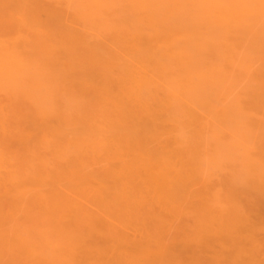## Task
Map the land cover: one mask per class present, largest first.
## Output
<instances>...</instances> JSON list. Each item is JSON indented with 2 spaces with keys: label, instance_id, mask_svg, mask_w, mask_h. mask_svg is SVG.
Segmentation results:
<instances>
[{
  "label": "rangeland",
  "instance_id": "374dc122",
  "mask_svg": "<svg viewBox=\"0 0 264 264\" xmlns=\"http://www.w3.org/2000/svg\"><path fill=\"white\" fill-rule=\"evenodd\" d=\"M24 1L25 2L27 1L28 3L30 2V4H31V3H34V1H36V0H34V1L32 0L33 2H31V0L30 1L24 0ZM37 1H36L37 4H36V2L33 4V6H34L33 10H31L32 4L31 5H29L28 3L25 4V5L28 4L27 7L29 6V8H30V14L33 11L32 15H33L34 11L37 10V8L38 9L44 8L45 7L44 4L48 5L49 3L55 2L57 0H42L43 2L41 1V3L44 7L40 6L41 5L39 3L40 0H37ZM83 1H85L84 4H83ZM86 1H88V2H86ZM101 1H104V0H101ZM149 1H151L152 5H154L156 1H157L156 4H158V2L160 0H149ZM161 1H166V0H161ZM180 1L183 3V9L180 8L179 6H178L179 7L178 9H180V10L182 9L181 13L183 12L182 14L184 16L182 14L181 15L179 14V15L183 16L185 18L184 19L185 21L183 22L185 28H186V26L188 27L189 24L196 22V25L198 26V33H199V35H198V54H195L194 59L192 58L190 60L191 64L193 66L191 64H189L190 68H188L187 70H186V68L188 66H182L181 65L182 66L181 67L179 64L174 63L176 61L172 62L171 61L172 58H166V59L160 60L163 63V67H164V69L161 70L162 72L156 68H153L152 64H146L145 62L142 61V59L144 58L143 54L146 52V46H144V44H143L144 42H142V40H146V38H147V36L145 37V36H143V34L145 33V35H147L148 32L150 33V29L148 28L149 25H147L148 23L146 22V19L149 18V16L150 17L152 16L151 18L156 17L158 19H159V17H166L167 16L168 18H170V17L172 18V17L176 16L177 15L176 13H180V11L174 13L176 10V9L174 10V6H175L174 0H172V1L169 0V2L167 1V3L165 2V4H163L164 7L162 6V4L161 5L158 4L159 6L155 4L154 5L155 7L152 8L153 10H146V12L144 11L145 9L139 8V7H142L139 0L138 1H136V0H106V3L104 2L106 4L104 6V8H106V10L103 7H102L103 10L102 9L98 10L99 8H101L102 5H100V7H98L96 5L98 8L97 7L95 8L94 7L95 5L93 6L94 8H90L93 5L92 0H58V3H56V2L53 3L54 6L53 5L52 6L54 8L52 6H47L49 8L48 10H51L54 14L58 13L60 16V19L56 17L57 19L60 20L58 23L56 19L51 17V14H48L49 17H51V18H48V20L49 19L52 20V21L49 20V24H51V22H52V25H49V26H51L52 28L48 27L47 23H46V25H47L46 28L44 27L45 26L43 24L44 22L42 23L43 25L41 24L43 19H44V21H45V19H47V15L45 16L44 12L43 13L41 12L42 9L40 10L41 13L37 12L39 10L35 11L38 13L36 16V19H38L39 21L41 19L42 20L40 23L37 21L39 23V25H38V23L35 24L33 22L35 25H37V27L33 26L34 24H32V25L29 24V25H30L31 29L34 27L33 31L35 30V27H36L37 31L41 34L40 35V34H38L37 31H36L37 33L34 31L38 35L37 39L35 38L37 36L36 34L33 35L34 33L33 34H32V32L30 33V31H29L30 28L28 30H26V28H25L27 26L30 18L25 17L27 15H22L25 17V19H28V21H26V25L24 24L25 27L23 25L24 29L27 31L25 33L27 35L30 34L28 36H30V37L33 36V38H35V39H33L31 37L33 39V40L32 39L31 40L34 41L35 43L33 42V46H30L31 48L28 49L29 50L28 53L33 50L32 48H34V51H32V52H35L36 49L34 46H35V44H39V43H37L38 42L37 40H39L38 38H43L45 40L43 42L48 43L49 46H51V45L53 46V42H54L53 48L48 47V49H47V47H46V49H44V50L51 51V50H49V48H51L52 50L55 49V51H52V53H50V54L47 51L49 56L46 53L42 54V52L40 51V49H41L40 45L42 43H40V45L36 47L37 48L36 52L40 51L42 54V57L40 58L41 54H39V53H38L39 55L36 53H32V56H33V54H35L33 57H36V55L39 57L38 59L36 57V59L38 62L41 60L40 65L44 64L43 63L44 60H47V61H45V63L49 62L48 66L46 64L39 66V64H37L38 62L35 61L36 64L38 65V66H36L35 62L31 61L33 59L28 61L29 58H27V56L30 58L32 57V56H29V54H30L29 53L28 55H26V58L28 59V60L27 59L26 60H27V64H28V62H31V64L29 63L30 66L29 65L26 66L27 64H22V67H23V65L26 66L23 68L24 70L22 69L23 70L22 71V70L17 69L20 66L16 63V61H14L16 63V65H14V66H17V68H16L17 70L15 69V71L13 73H16V74L11 75L9 71L5 72V69L3 70L2 75L0 74L1 76H3V77H1V76L0 77L4 79L3 83L1 82L2 79L0 81L1 82V84H0V116H1L0 120L3 117L5 119L4 121L8 120L10 122V125H11V127H9L10 125L9 126L6 125L7 126V128H6L5 123L4 122L2 123V121L0 122V124L2 123L1 124L2 126L0 125V131L2 130L1 127H3L5 129L6 135L8 136V138H10L8 140L6 135L3 134V135H5V136H3L2 132H1L0 144L2 141V143L8 145V146H6V145L4 146L2 144L5 147V149H7L5 153H7L8 155H9L8 150L10 149V147L12 149V150L10 149L11 155L8 156V159L5 158L6 161L8 160L5 167L3 168L0 165V167H2V169H1L2 172H0V212H1L0 213V219H1L0 220V223H1L0 235L2 238L3 237H5V238L9 237L5 240L3 239V241L5 243H3V241L1 242V237H0V252H2V254L0 253V264H71V263L72 264H75V263L76 264H93V263L94 264H123V263L124 264L125 263L126 264H129V263L132 264L133 263L134 264L137 262L134 258H136L135 255H138V252L135 251L136 247H135V245L133 246V244L135 243L137 246V243L139 242L141 245H143V243L147 244L146 242L151 243L150 240L154 243L156 241V239L159 237L155 238L158 234H153V233L160 232V231H158L159 228L162 229L163 228L162 226L163 225L165 226V223H167V226H166V228L162 229L163 231H161V233L163 235V236L161 235L162 241H159V239H158V241H159L158 243L163 242V237H164V240H166V241H164V244H166L165 245L166 247L168 246V248H167L168 250L165 248L167 253H165L166 256L164 254H163V256H165V258H166L167 255L170 254L173 257V260L168 259L167 261H164V264L165 263L175 264L177 262L178 263L180 262L181 264H195V263L212 264L214 261H216L215 259L217 258V256L215 258L214 255H218L217 253H219L220 251H223L224 253H228V254L230 253L229 255L235 253V251L232 249L230 244L224 246L223 244L218 243L219 246L218 245L214 246V244H215L214 243L212 247H215V248H213V249H212V247L206 248L205 246L202 248L203 245L201 246V248H199V245H197V243H199V242L195 241V240H198L200 237H201L200 239L204 238L203 235H202L203 236V238H202V236H199L198 234L197 235L199 238L198 239L195 238L196 234L194 232H196V233L199 232V234H200V230H204V228L199 229V227H201L203 224L202 222H204V223L207 222V219H209L211 217L210 215H209L210 217L207 216V214L210 212H208V213L205 212V211H209V209L208 210L205 209V211H204V207H202V206H204V205L206 207L209 206L214 211L216 210V213L214 212V214H216V215H225V213H224L225 211H223L222 209L220 210V212L223 211V214H221L222 212L220 213L217 210L218 208L219 209L221 208V205L217 207L218 203L217 204L215 203L216 206L215 205L210 206L211 203L214 204L213 201H211V199H214L216 196H218L219 192L222 193L223 196L225 195V198H226L227 194L229 195V198L233 196L234 198H232V199H234V200H231V201L229 199L228 200L230 201V203L235 201V202H233V204L234 203H237V204L240 203V205H238L239 208L242 205L241 204V201H242L243 206L246 207L247 211L245 210L244 207H241L240 211H242L241 209L243 208L245 210L244 211L245 213L251 214V216H249V217H251L250 222L252 224L251 223H249V224L253 225L252 226L253 228L250 227L248 224V226H247L248 230L245 229V231L247 233H249V235H250L249 238L252 237L251 239L256 240V243H255L256 245L251 246L252 247L251 249H253V248L258 249V250L256 249L257 251L254 250L257 253V257L256 256L254 257V259L256 258L255 260H258V262L256 261V264H264V226L261 225L260 224L261 221H259L260 218H262L261 220L264 219V207H263L264 206V202H263L264 197L262 198V197H260L261 194H260V196L258 194V192H259L258 188L260 186L262 188L264 187V186H262V185H264V182H263L264 181V179H263V177H264V169H263L264 168V0H180ZM0 2H1V0H0ZM3 2L5 3V0H3ZM3 2H1V3H3ZM8 2L10 3V1H8ZM38 3H39V5H38ZM88 3L92 4V5H90V7H89ZM175 3H179V2H175ZM6 4L8 5V3H6ZM35 4L38 6L37 8H36ZM170 4H172L173 7H171ZM0 6H1V4H0ZM2 6H3V4H2ZM10 6H11V4H10ZM14 6L9 7L10 9L4 7L6 9V10L2 9V10H5L4 11L5 13L2 11L4 14L0 11V23L1 24L3 23L2 25L5 24L3 27L6 28L5 31L7 33L10 31V28H11L12 32H14L15 30L21 31V29L23 28V27H21L22 25H20L19 23L15 24V22H12V23L10 22L9 15H10V17H13V15L18 11V10H15L14 11L15 13L14 14L12 13L13 12L12 8ZM86 6H87V8H86ZM137 6H139V7H137ZM161 6H162V9H160ZM244 6L246 8L248 7L247 9H249L252 12V14L249 15L248 13H250V12L246 13V8H244ZM25 7H24V10H26ZM88 7L91 10L92 9H96V10H94L92 12L90 9L87 10ZM46 8H44V9H46ZM7 9H9V11L10 10L11 11L8 12ZM15 9H17V7ZM22 9L23 8L20 5V10L22 11V12L20 11L21 13H23ZM27 10L29 13V9H27ZM48 10L46 9L45 12H47ZM154 10H157V12ZM163 10H165V11H163ZM172 10L174 12H172ZM225 11H226V13L229 11L232 14V15H229L228 20L227 19L223 20V18H222L224 16L223 12L225 13ZM151 12H154V13H151ZM166 12H168L169 14ZM8 13H9V15H8ZM10 13H12V14H10ZM21 13L18 12L17 13L18 15L15 14L16 17L14 15L13 19H14V21L16 19L17 22L19 21L20 23L23 24V23H25L24 22L25 19H23L22 16L20 17ZM24 13H25V11H24ZM28 13L26 12V14H28ZM58 14H57V16H58ZM163 14H165L166 16H164ZM240 14H241V16H240ZM2 15L5 16L4 18H6V17L9 18V21L6 20L7 18L6 19L3 18L4 19L3 21L6 22V23H4L2 21V17H1ZM34 16L35 15H33L31 20H33ZM99 16H100V18L103 17V19H100L101 21L97 20L99 18ZM141 17H144L145 19L144 18L141 19ZM133 18H134V21H133ZM139 18H140V20H139ZM127 19L129 22L133 21L132 23H135V24H129ZM31 20L29 21V23L32 22ZM54 20H56V21H54ZM192 20H194V21H192ZM11 21H12V18H11ZM98 21H99V23H98ZM190 21H192V22H190ZM7 22H9V23H7ZM186 22H187V24H185ZM188 22H190V23L188 24ZM63 24H64V26H63ZM128 24L130 26L132 25L131 26L132 28L129 26L130 27V29H129ZM19 25H20L21 29H17L18 28L17 26H19ZM97 25L100 26L101 28L100 27L98 28ZM133 25L134 26L136 25V26L134 27ZM5 26H7V27H5ZM31 26H33V27H31ZM3 27L1 26L0 29H3ZM38 27H39V30H38ZM40 27H42V30ZM12 28H14V29H12ZM44 28L46 30L48 29L47 31H52V30H54V31L47 32L46 30H43ZM182 28H184V27H182ZM132 29H133V31H132ZM11 31L9 32V34H7L5 32V34H3L4 36L3 37L1 36L3 39V40H1V43L4 41L6 34H7V37L10 38V40L14 39V38H12V35L13 34L15 35L16 31H15V33H12ZM59 31H60V33H59ZM63 31L66 32V34L64 33V38L69 36V38H67V41H68V39L72 40L75 38L74 40H72L73 42L72 41L70 42V40H69V42H67L65 40L67 43L64 42V46L61 45L63 43L61 41L63 39V37L61 38V40H59L60 38L58 39V37L61 36ZM141 31H142V33H140ZM3 32H4V29H3ZM21 32H19V33H21ZM45 32H46V34H48V33L52 34L53 33V35H56L54 37L52 35V38L54 40H51L52 39L51 35H46ZM0 33H2L1 30H0ZM25 33L22 32L21 34H25ZM43 33H44L45 37L42 35ZM54 33H56V34H54ZM26 34L24 36H27ZM17 35H19V34H17ZM20 35H19V37H20ZM133 35H135V36H133ZM138 35H141V37ZM21 36L22 37H20L19 40L22 42V40H25V39H23L24 38L23 35H21ZM48 36H49V38H48ZM13 37H16V36H13ZM82 37L84 39V42L82 40ZM136 37H138L137 40H136ZM142 37H143V39H142ZM17 38L18 37H16L14 39L15 40L14 43L17 42V44L18 43L20 44V41L19 42L16 41ZM28 39H30V38H28ZM47 39H48V42L46 41ZM77 39H79V40H77ZM120 39H121V41H120ZM6 40H7L6 41L7 43L5 45L8 44L9 48H11L10 46H14V50H16V51L18 49L17 47H19V51L22 52V49L20 50V47L24 43V41H23V43L20 44V46H17L16 47L17 49H16L15 48V46L17 45L16 43H15L16 45H13V44L10 45L8 43L9 39H6ZM26 41H27V39H26ZM139 41L143 45L140 44ZM29 42H30V40H29ZM49 42H52V43H49ZM125 42L130 44V46ZM12 43H13V41H12ZM74 43H76V44H74ZM81 43H83V44H81ZM2 44H4V43H2ZM87 44H89V45H87ZM98 44H100L101 46ZM27 45H28V43H27ZM29 45H30V43H29ZM74 45H75V47L77 45V47L76 48L73 47ZM23 46H24V44L22 45V47ZM41 46L43 49L44 45H41ZM3 47H2V49H3ZM66 47H68L69 49H67ZM87 47H89L88 50H87ZM90 47H91V50L95 49L96 51L95 52L91 51ZM102 47H103V50L101 49ZM44 48H45V46H44ZM72 49L74 52L79 50L78 51L79 53L76 52V54L74 53L73 56L77 55V53L79 55H81V53H82V55L84 54L87 57L91 56L92 58L90 57V59L88 58V60H87V59H85L86 56L85 57L83 56L84 59L86 60V62L83 61L84 59L80 60L79 58L82 59L83 57H81V56L78 57V55L76 56V59H78V60L72 59L71 57L68 59V57L65 56V54H66V52H68L69 50H72ZM84 49H86L88 52L86 50L84 51ZM80 50H82V52ZM24 51L26 52L27 50H24ZM5 52L6 51H4V53ZM98 52H99V54H98ZM53 53H54L55 58L53 56H51V55H53ZM2 54H1V56H2ZM45 54L47 55V57H44ZM59 54L60 55L63 54V56H64L63 59L60 58L61 61H58V59H59L58 55ZM141 54L143 56H141ZM66 55H68V54H66ZM102 55H103V57H102ZM139 55H140V58H138ZM21 57L23 58V56H21ZM51 57L54 59L52 60ZM104 57H106V60ZM115 57H116V59H115ZM4 59H5V57H4ZM23 59H25V56ZM42 59H43V61H42ZM67 59L69 62L67 61ZM48 60H52V61H48ZM64 61L69 63L68 66L70 69L67 68L68 66H66V63H64ZM72 61H73V63H76L75 61H77L76 64H73L75 66L77 65L76 66L77 68H75V71L79 69L82 74L80 73V71H79V73H80L79 75H78V73H74L75 71L71 68L73 65H71V63H70ZM82 61H83V63H86V66H82ZM88 61L90 64L88 63ZM103 61H106V62L104 63ZM51 62L53 64H55L57 62L55 64L57 69L55 67H53L54 65L52 66ZM60 62H61V65H58ZM112 62H115L116 64L112 63ZM2 63H3V61L1 62V64ZM109 63L112 65H110ZM4 65H5V68H7L8 70L11 69V68H8L6 66V64H4ZM4 65H1V66H4ZM8 66L10 67V65H8ZM49 66H52L51 67V69H52L51 74H53V76L51 75L52 80H51V77H48L49 76L48 72H49V70H51V69H49ZM65 66L67 68L66 70L69 69L68 71L71 72V73H69V77L71 76L70 78L64 74V73H66L65 72ZM101 66H103V67H101ZM165 66H166V68H165ZM177 66L179 67V70H178ZM46 67L49 70H48V72L44 73L45 71H47L46 69H44ZM91 67L93 68V70L94 69L97 70L98 68H99V70L100 69L103 70V68H104L105 72L103 70L102 74L98 73V75H96V73L94 71V73L96 75L95 78L93 76H91V73H90L89 76L93 77L92 78L93 80L89 79L90 77L85 78L86 74H89V72H93ZM192 67H193V69H192ZM37 68H38V70H37ZM54 68L56 70H58V72L60 70L61 71L64 70V71H62V73L64 72L63 75L61 72H59L61 75L59 77V75H58L59 73L57 71L54 72L55 71ZM83 68L85 69V71L87 68L89 70V72H87L88 70L86 72H83V70H84ZM114 68H115V70H114ZM182 68H184L183 71L181 70ZM53 69H54V71H53ZM144 69L147 71H145ZM136 70L137 71L139 70L138 74L139 73L140 74L142 73L143 75L147 74V76L146 75L143 76L142 74L141 75L143 77H145L146 79L147 78L149 79L148 80L149 82L146 83L149 87L145 84V85H143V88L142 87H140L141 89L138 88L140 90V93H139V90L135 91V92L140 94L139 98H144V99L139 100V101H141L142 107L143 108L146 107V109H147L150 106V108L152 109L153 112H150L151 114L150 113L146 114V109H145V112L140 111V109H142V107L139 108V106L141 104L138 106V103H140V102L138 101L136 103L137 100H135V99L132 100V101H134V102H132V104L134 103V108L136 106V108L138 109V110L135 109L138 114L136 113L133 121H135L136 124L138 123V126H139V124L141 125L143 123V121H145L143 123V125H141L139 127L136 126L133 131H136L134 133H138V132L139 133L141 132V133L140 134L138 133L137 136H136V134H134L132 132L128 133V131L127 132H124V131L119 132L121 130H116L118 132L113 130L114 133H112V130L110 128L113 127V125L115 127H117V126H122L123 123L122 122L119 123L121 121L120 118H122V117H119V118L117 117L118 114H117V111H115L116 110L115 105H117V104H113V102L115 100L108 99V98H110V97H108V95L110 96L113 93H116L115 95H117L119 93V96H120V98H122V100L124 99L125 101L126 100L128 101V98H126L125 94L122 95V92L120 93V91H118L121 89V87L119 86L120 85L119 83L122 82L121 85L125 84L126 86L127 85L129 86V84L131 85L132 82H130V81H132V79L135 76L136 77L139 76V75H136L137 74ZM184 70H186V71H184ZM188 70H190V71L194 70L195 72L193 71V73H194L193 74L192 72L190 73V71L188 72ZM10 71H12V70H10ZM132 71H134L136 73L134 74V72H132ZM155 71H157V73ZM180 72L181 73L185 72V74L180 75ZM7 73H9V76L11 75L10 77H12L13 75H18V74H22V75H20V77H15L16 79L15 80L13 79L14 81L13 80L10 81V77H7ZM56 73H58L57 74L58 76L56 75ZM83 73H85V74H83ZM44 74H46V75H44ZM54 74H55V76H57V78L54 76ZM104 74H107V76L109 75L108 77L109 78L111 77L112 79H110V81H108L109 78L107 80V79H103V77H99V75L104 76ZM128 76H129V78L130 77L131 78L129 79ZM37 77L41 78V79L38 80ZM175 77H176V80H175ZM13 78H14V76H13ZM62 79H64V80H62ZM69 79H71V80H69ZM84 79L85 80L87 79L85 81V84H84ZM102 79L107 80L108 82L101 81ZM58 80H59V82H58ZM72 80L74 81L73 85H72V83L69 84V82H71ZM178 80H182L183 82L178 81ZM185 80L187 82H189V81L190 82L187 83ZM51 81H52V83H51ZM66 81H69V82L66 83ZM93 81H95V82H93ZM184 81L186 82L185 85H184ZM191 81H193V83ZM42 82H43V84H41ZM109 82H110V84H108ZM111 82H114L112 85V87L114 86L113 88L110 87V85L112 84ZM177 82H178V84L175 85V83H177ZM45 83H48V84H45ZM54 83H56V86ZM57 83L60 86L62 84L63 85L65 84L64 87H66V84H69V85L67 86V88L64 89L63 86L61 88ZM86 83L90 84V86L88 84H87L88 87L84 86V85H86ZM179 83H180L181 87H180ZM181 83H183V84H181ZM98 84H100L103 87L100 86L101 88L100 87L97 88L99 86ZM190 84H192L193 86ZM70 85H72V86H70ZM177 85H179V87ZM32 86H33V88H32ZM57 86H59V87H57ZM76 86H78V87L76 88ZM153 86H154V88H153ZM172 86L174 87V89ZM175 86H177V87H175ZM185 86L188 87L189 90ZM194 86H195V88H194ZM68 87L69 88L70 87L75 88L74 90H75V92L77 90V92H76L77 94L74 93V90L72 93V89L70 88L71 90H69ZM124 87L125 86H122V88H123V89H121L122 91H125L127 89V87H126L124 90ZM133 87L136 88L134 85H133ZM183 87H185V88H183ZM190 87L192 90L190 89ZM59 88H60V90H59ZM91 88H92V90H91ZM144 88H146V89L144 90ZM99 89H100V91H99ZM49 90H51V91H49ZM61 90L65 91V92H63ZM105 90L108 94L105 92ZM78 91H79V93H78ZM111 91H113V93H111ZM154 91H155V93H154ZM179 91H182V92H179ZM97 92H99L98 97H97ZM100 93L103 94L104 96H101ZM87 94H89V95H87ZM174 95L176 97L173 98ZM35 96L37 98H35ZM67 96L70 98H68ZM81 96L84 97V98H82L83 99L82 102H81V98H80ZM105 96H107V97H105ZM168 96H169V98H168ZM95 97H97V98H95ZM86 98H87V100H85ZM120 98H119V100H120ZM150 99H153V100H150ZM169 99H171V100H169ZM84 100L87 102L89 101L88 102L89 104L87 102H85ZM90 100H92V101H90ZM97 100H98V102H97ZM124 100L122 102H125ZM172 100H173V102H172ZM93 101H95L94 104H96V106L93 104ZM168 101L170 102V104ZM41 102H44V103H41ZM80 102L82 104L85 103V105L83 104V107H82V104ZM39 103H41V104H39ZM49 104H51V105H49ZM135 104H137V105H135ZM80 105H81V107L79 109ZM88 105H91V106L89 107ZM97 105H99L98 109H96ZM159 105L162 108H160ZM2 106H4V107H2ZM94 106H95V108H94ZM40 107H41V109H40ZM150 108L147 110H150ZM37 109H39V110L37 111ZM42 109H43V111H42ZM47 109H49V110H47ZM90 109H91V111H90ZM164 109L166 111L163 112ZM171 109H172V112L176 114V116L171 112ZM98 110L100 113L98 112ZM106 110H107V113H105ZM102 111H103V113H102ZM44 112H46V113H44ZM49 112H51V113H49ZM97 112H98V114H97ZM64 113H65V115H63ZM76 113L79 114L77 118H75L77 116ZM152 113H154L155 116ZM45 114H48V115L45 116ZM51 114H52V116H54L53 117L54 119L52 118ZM19 115L20 116L22 115V117H24L25 119L26 118L28 120L30 119L29 122H31L33 120V118L40 119V116L42 117L44 115L43 119L41 118L40 120L43 121L45 117L47 118V120H45V123H47V125L44 123L45 128L47 129V126L49 124V128H52V130L54 129L55 132L54 131L52 132V130L49 131L47 129V133H46L45 132L46 129L41 127V125H43V123L41 122L42 124L40 123V126H37L35 124L36 128L41 127L40 133H39L38 128L36 131L38 133H35L34 129H36V128H34V126H33L34 124L30 123V125L31 124L32 125L31 126L28 125L25 128V126L27 124L25 122V125H24L23 121L20 120V119L24 120V118L18 117ZM152 115L154 117H156V116H158V117L157 118L149 117ZM63 116H64V118H61ZM89 116H90V118H89ZM94 116H96L97 118ZM92 117L94 118V120ZM138 117H142V118H140L139 120H136V119H138ZM159 117L163 118V120H161L163 122V124L161 123V121L160 122L158 121V119H160ZM168 117H169V120L167 119ZM117 118H118V121L120 119L119 122L116 120ZM36 119H35V121H36ZM49 119H51V120H49ZM75 119H76V121H75ZM78 120H80V121H78ZM105 120H106V122H105ZM110 120H111V123L109 122ZM151 120H155L158 123V127H159L158 130L159 129H161V130L160 131L157 130V131L160 132L161 135L156 131H155L156 133H154V134H152L153 133L152 132V133H149L151 135H145L146 131L144 132V130H143L144 124L146 123V121H150V123H151ZM164 120H166V121H164ZM12 121H13V123H12ZM74 121H75V123L82 124V125H83V123H85L87 125L88 124H94L93 126L97 125V124L93 123L96 121L104 129L101 128L99 125H98L99 126L98 129H96L97 128L96 126L93 128L91 126L90 131L92 130V133L91 132H89V133H91V135H95V137H96L95 140L93 139V136L89 135L88 131H86L88 133V136H91L92 138L91 137L87 138L86 137L87 133L85 132L86 134L85 133L82 134L83 132L80 130H78L79 132L77 130L76 131H77V133H81V134L75 135L76 133L71 132V130L73 128L77 129L79 127H77L78 124H75ZM137 121H141V122L139 123ZM32 122H34V121H32ZM63 122H65L66 124L68 122V124H70L68 129H69V132H71V133H69L67 131V134H66V129L63 128L64 130L63 129L61 130L63 132V137H57L58 134L60 136L62 135V132L59 133V129L61 128V126L63 127L62 124L65 125V123H63ZM103 122H105V123H103ZM113 122L114 123L118 122V123L116 125V124H113ZM174 122H176V124ZM34 123H36V122H34ZM37 123H38V121H37ZM60 123H61V125H60ZM58 125H60V126H58ZM82 125H80V126L82 127ZM106 125H108V126H106ZM22 126H24V127H22ZM27 129H28V131H27ZM31 129L33 130V133L32 132L30 133V131H32ZM95 129L99 133L98 132L95 133L94 132ZM113 129H117V128H113ZM6 130H7V132H6ZM99 130L104 132L107 135V137H105L104 134H102V135L105 138L101 137V136L98 137L99 136L98 134L102 133V132L100 133ZM2 131L4 132V130H2ZM16 131H18V133H14ZM109 131L111 133H109ZM162 131H165V132H163V134H162ZM43 132H45L47 135L44 133V135H46V136H44ZM64 132H65V134H64ZM93 132H94V134H93ZM142 132H144V133L142 134ZM22 133L26 134V135H24L25 137L23 136ZM126 133H128V134L126 135ZM10 134H11V136H10ZM72 134H73V136H71ZM27 135L29 136V138ZM30 135L33 136L32 140L30 139V137H31ZM64 135H65V137H64ZM122 135L123 136L125 135V136L123 137ZM131 135L132 136L135 135L136 137L130 138ZM138 135H141V136L139 137ZM143 135H145V136H143ZM34 136H35V138H34ZM49 136H53V137H49ZM55 136L57 137V139L54 138ZM82 136H85V138H83L84 140H81L82 138H80V137H82ZM146 136H149V137H146ZM151 136H153L152 137L153 140L150 139ZM155 136L156 137L158 136L157 140L155 139L158 142L154 141ZM4 137H6L7 139L5 138L6 139L5 140ZM15 137H18L19 139L17 138V141H16ZM42 137L44 138V140H46L45 139L46 137H47V139L49 137L52 139L51 140L52 142L48 141L51 143H47V145H46V143H45L46 141L45 142L43 141L45 144L44 143H42V144L46 145L45 147H42L41 144L37 145V143L41 142V140H39V139H42ZM119 137H121V138H119ZM144 137L147 138V140ZM160 137H162V138L160 139ZM23 138H25V139L28 138V139H26L24 141ZM59 138L63 139V140H60L62 142H60L58 140ZM74 138L76 139V142L74 140L72 141V139H74ZM78 138H80L81 143H82V141H83V143H85L86 142L85 139H87L89 141V142H86L87 146L85 148L81 149V147H80L81 143H80V141L78 142V140H79ZM99 138H101V139H99ZM37 139L39 142L37 141ZM91 139H93V140H91ZM64 140H66V141L70 140L71 143H68L65 141V144L68 145L67 147H65L66 145L63 142ZM102 140H105V142L106 141L107 142L101 143ZM145 140L150 142V143H147V145H150V146H147V150L148 149L150 150V148H152L151 150L153 151V149L155 148V150L157 149V152H159L158 150H160V153L165 152V154L167 153V155L168 154L170 155L172 153V155H171V157H173L172 160L176 161V163H179L178 162L179 157H181L179 159L180 162L183 159L181 162L183 164L179 163V168L175 167V169H173V172H174V170L177 172L178 169H181V167H182L184 170H187V171L185 172L183 169L179 170V173L183 174L181 176L182 177L187 176L186 178H188V177L190 178V180L183 178L182 182L184 184L187 182L188 183L192 182V184L195 185L194 187H192V184L190 183L191 185L189 184L188 186H191L192 188L189 187L187 189L188 194H187L186 190L183 192V194H184L183 196H189V198L183 197L184 199L182 198L180 200V202L182 204H179L178 206L184 204L183 207H181V206L178 207L177 203L176 204L172 203L171 205L169 203L168 205L170 207H172V205H173V207H172L173 209H171L169 207L170 208V212H169V209H167L166 205L163 204L164 205L163 206L161 202H159L158 200H155L156 199L154 196L155 194L154 195L152 194V196H148L150 198H148L147 196H146L147 198L145 196H143L141 198V200H140V198H137L135 195H134L135 197H132L133 195L131 196V194H134L135 189L137 188V185L140 183L141 180H139L138 184L135 185V187H136V188L134 187L135 189L130 187L129 189H131V191L129 189H128V191H125V192L123 191L124 189H122V186L120 185L121 183H120L119 179L121 176H124L123 173L126 172V174H128L127 171H125V169H123L124 165L130 164L139 153L143 152L140 149H144L143 145H144V143H146ZM56 141H57V143H56ZM58 141H59V143H58ZM93 141H95V142L98 141V143H96V145H98V144H100V145H98V147H97ZM15 142H18V143H15ZM113 142L115 145L113 144ZM176 142H179V144H176ZM10 143H12V145ZM69 144H71V145H69ZM91 144H94V145L92 146ZM103 144H105L104 147H103ZM141 144H142V146L139 147V145H141ZM88 145H90L89 146L90 149L88 148ZM3 146H1V149L3 148ZM12 146L14 148H12ZM33 146H35L37 149ZM49 147H51V148H49ZM135 147H139V148H135ZM164 147H166V148H164ZM31 148L32 149L35 148V149L32 150ZM1 149H0V151H1ZM61 149H64V150H61ZM110 149H111V151H110ZM166 149H168V151H171V152L168 153V151ZM181 149L184 150L183 151L184 153L181 151ZM2 150L5 151L4 148ZM105 150H107V151L105 152ZM116 150H118V151L116 152ZM29 151H31V152H29ZM108 151H110V152L108 153ZM121 151L123 153H121ZM179 151H180L179 154L182 153V155H179L176 153ZM187 151H188V154H187ZM56 152H57V154H56ZM80 152H81V154H80ZM118 152H120V153H118ZM189 152H190V154H189ZM13 153L17 156L14 155L12 158ZM71 153L72 154L74 153V154L72 155ZM85 153H87V155H85ZM136 153H137V155H136ZM185 153L188 156L184 155ZM89 154H90V156H89ZM118 154H119V156H118ZM82 156H84V157L82 158ZM92 156H94V157H92ZM35 157L37 158V161H32V160H36ZM87 157H89V159L85 160V158H87ZM185 157H187V158L185 159ZM188 157H189L188 163L190 165L193 163L194 165H197V166H194L192 164L191 168H190V166L187 163ZM10 160H11V162H9ZM191 160H193L194 162H196V160H197V162L194 163V162H191ZM60 163H62V164H60ZM12 165L13 166L15 165L16 168H11ZM63 165L65 166V168H68V170H70V171H68V170L66 171ZM27 166H28V168H27ZM176 166H178V164H176ZM183 166H185V168ZM186 166H189V167H186ZM247 166H249V167H247ZM24 167H25V170L22 169ZM57 167L59 169H57ZM121 167H123V168H121ZM196 167H198L199 170H196ZM121 169L123 170V173H121L122 172ZM192 169H195L193 173H192V171H193ZM182 170L184 173L182 172ZM251 170H253V171H251ZM11 171H15L18 174V175L17 174H15V175H16V177L17 176L18 177L13 178V176H15V175L13 173H11ZM56 171H57V173H56ZM254 171H256V172L254 173ZM54 172H55V174H54ZM62 172H65V173L61 174ZM188 172H190L192 175L189 174ZM11 174H13V175H11ZM46 174H47V176H45ZM88 174H89V176H88ZM186 174H189L191 176L186 175ZM256 174H258V175H256ZM54 175H57V176L54 177ZM25 176L27 177V179L30 180L29 181L30 183L33 182V180L35 178L37 179L38 177H40L37 180L35 179V181H37V182L42 181V183L40 185L41 186L44 185V186L39 187V185H38L39 182H38V184H36L37 182L36 183L33 182L34 185L36 184V185H38V187H32V183H31V185H29V182H27L28 180L26 179ZM59 176L60 177L62 176L61 178L63 180H60L61 178ZM108 176L110 179L112 178L113 181L108 179ZM193 176H194L195 180L193 179ZM197 176L200 178H196ZM45 177H46V179H45ZM257 177L259 180H257ZM90 178L93 182L90 180ZM116 178H118V180ZM25 179L27 182L26 184L24 182ZM40 179H42V180H40ZM200 179H202L204 183L201 182ZM261 179H263V180H261ZM86 180H87V184H86ZM102 180H104V181H102ZM249 180H251L252 182H257V181L259 182V183H255V185L256 184L260 185L261 183H262V185L258 186V188H257L254 185V183L250 184L249 182H251V181H249ZM118 181H119V183H118ZM11 182H13L12 184H14V185L19 183L18 187L16 186L18 189H20V184L24 185L26 187L25 189H27L26 193L28 195H26L25 190H19V192H14L16 189V187L14 188V185H13V189L8 190V188H10V187L12 188V186H10ZM14 182H16V184ZM90 182L93 184L90 185ZM45 183H46V186H45ZM116 183H118V184H116ZM197 183L200 184V186H198ZM204 184H205V186H204ZM93 185H94V187H93ZM117 185H119V186H117ZM249 185H251V187L253 185L254 188L255 187L257 188V190H258L257 194L259 197L257 196V198H256V194L254 195V193H256L255 192L256 189L254 190L253 187H252V189L254 190V192L252 189L251 190H252L254 196L253 197L249 196V193L251 192V190H250L251 187ZM8 186H10V187H8ZM24 186H22V187H24ZM89 186H92V187L88 188ZM105 186L107 187L106 189H105ZM108 186H109V189H108ZM116 186H117V190L115 189ZM31 187L33 189H29ZM186 187L187 186H185V188ZM198 187H201V190ZM97 188H99V191ZM205 188H207V190H205ZM262 188H260V190H262ZM28 189L30 192H28ZM198 189L200 190L201 194H203V197H202L203 199H201V197H200L201 195L200 196L197 195L198 192H196V191H198ZM12 190H14V191H12ZM189 190H191V191L189 192ZM246 190H249L250 192L246 191ZM20 191H23L25 193L28 200H26L27 198L25 197V195H21L22 199H20V193H21ZM23 192H22V194H24ZM123 192H124V194L126 192H128V194H126V196H128V195L130 196V197H128L129 198L128 201L121 199L120 196H122ZM129 192L130 193L133 192V193L130 194ZM200 192H199V194H200ZM230 192L231 193L233 192V193L229 194ZM208 193L211 194V199L209 198L210 194H208ZM213 193H214L215 197H214ZM235 193L237 194V196H235L236 195ZM262 193H263V191H262ZM250 194L252 195V193H250ZM118 195H119L120 199H119ZM148 195H151V193ZM22 196H24L25 198L23 199ZM45 196H46V198L44 199ZM223 196L222 197L220 196V198H223ZM262 196H264V195H262ZM37 197H38V199H37ZM41 197H43V198H41ZM99 197H100V199H99ZM109 197L111 198V200ZM144 197H145V199H144ZM135 198L140 200V202L138 200H135ZM258 198H262V199H260L262 201L259 202ZM142 199H144V200H142ZM150 199H153V200L150 201ZM256 199H258V200H256ZM20 200H22V201L25 200V201H24V203H22V201L19 203ZM45 200H46V202L42 203V201H45ZM50 200H53V201H50ZM99 200H100V202L103 201L102 205H100L101 203L99 202ZM109 200H110V202H109ZM148 200L150 201V203L148 202ZM202 200H204V202ZM236 200H240V201H236ZM117 201L118 202L120 201V203L122 202V204H119ZM199 201L203 202V203H200ZM248 201L250 203H248ZM13 202H15V203L13 204ZM129 202H131V204L135 203L134 204L135 206L129 204ZM136 202L138 203V206L139 205H141V206L138 207ZM145 202H146V204L148 203L147 204L148 206L146 205L147 208L146 207L144 208ZM196 202L197 203L199 202V204L197 205ZM261 202H262V205H259ZM21 203L23 204V206ZM27 203H28V205H27ZM41 203L43 205L44 204L45 205L43 206ZM66 203H68V204L66 205ZM20 204H21V206H19ZM143 204H144V206H143ZM185 204L188 206L187 209H185V207H187ZM237 204H234V205H237ZM252 204L255 205L254 207L256 209H258V206H256V205H259V210L254 209L255 212H253V214H252L253 210L250 211V209L253 207ZM125 205H127V207ZM229 205H231V204H229ZM232 205L229 206V208L233 207ZM176 206H177V208H176ZM22 207H23V209H22ZM64 207H67V208H64ZM127 208H128V210H127ZM137 208H138V210H137ZM139 208H140V210H139ZM178 208H181L182 210L178 209ZM224 208H226V207H224ZM148 210L150 212V215L148 214V212H145ZM172 210L174 211V213H172L173 212ZM213 210L210 209V211H213ZM248 210L250 211V213ZM114 213H119V214H117V215L115 214L116 215V217H115V215H113ZM134 213L137 214L138 216H140L143 213L142 214L143 219H145L146 222L149 224L147 225V223L142 218H140V219H142V221L140 219H138L139 217L137 215H134ZM146 213H147V215H146ZM153 213H155L158 216L161 215L162 222H164V219H165V223H163L162 226H161V224L155 226L158 223V221H156V220L157 219L160 220L159 219L160 216H159V218H157L156 215L155 216L153 215ZM204 213L206 214L207 217H204L205 216ZM212 214H213V212H212ZM230 214H231V212H230ZM144 215L149 216V218L145 217ZM151 215L154 217V219L151 218L152 217ZM198 216H199V219L197 221ZM201 216H202V218H201ZM125 217L128 219V221L125 220L126 219ZM257 218L259 220H257ZM152 219H153V221H152ZM205 219H206V221H203ZM199 221L201 223H199ZM155 222H156V224H154ZM195 222H198L200 226L198 225V223H195ZM142 223L143 224L146 223L144 225H147V226H144ZM150 223H151V226H150ZM255 226H257L256 230H255ZM86 227H88V228H86ZM196 228H197V230H195ZM249 228H252V230H254V231L251 232ZM93 229H94V231H93ZM109 229H111V230H109ZM164 229H165V231H164ZM198 229H199V231H198ZM205 229H206V227H205ZM89 230H91V231H89ZM140 231H142V233ZM204 231L203 232L201 231L202 234H208L209 235L210 234L209 232H211L210 228L208 230L209 232H204ZM246 232H245V234H246ZM250 232L253 233L252 236H251ZM161 233H159V234H161ZM116 234H117L118 238H117ZM114 235H115V237H113ZM141 235H143V236H141ZM242 236L244 237V235H242ZM247 236H246V238H248ZM253 236H254V238H253ZM75 237H77V238H75ZM188 237L190 239H187L188 240L187 241L185 238H188ZM161 238H160V240H161ZM208 238H209V236H208ZM83 239H84V241H82ZM127 239H129L130 241ZM145 239L147 241H145ZM152 239H154L155 241H153ZM191 239H195V240H193V242H192ZM92 240H94V241L92 242ZM142 240H144V241H142ZM47 241H48V243H47ZM86 241H87V243H86ZM189 241H191V242H189ZM25 242H27V243H25ZM183 242H184V244H183ZM201 242H203V240ZM201 242H200V244H201ZM83 243L85 244V246ZM185 243L186 244L188 243V244L186 245ZM249 243L251 245L254 244L253 241L252 242L249 241ZM76 244H78L79 246ZM114 244H115V246H114ZM160 244H163V243H160ZM164 244H163V248L165 247ZM180 244H181V246H178ZM247 244L248 243L245 242L244 246H246V247L249 246V244L248 245ZM68 245H70V246H68ZM184 245H186V246H184ZM257 245H259V246H257ZM31 246H33V247H31ZM55 246L57 247V249H55L56 248ZM118 246H119V248H117ZM132 246H133V251H132ZM216 246H217V248H216ZM35 247L38 249L37 252H36L37 249H35ZM105 247H106V249H105ZM171 247H172V249H175L176 252L174 250V252L171 253L170 252V251H172ZM186 247H188V248H186ZM197 247H198V249H201V250L198 251ZM49 248H51V249H49ZM63 248H64V250H63ZM67 248L69 250H66ZM190 248L192 249V252H189ZM193 248H196V249L193 250ZM4 249H5V251H3ZM30 249H32V250H30ZM169 249H171V250H169ZM248 249H250V248H247L248 253L245 251V255L247 257H251L250 255L252 253L256 255V253H254V252H251V254H250L249 253L250 250L248 251ZM55 250H58L57 253L55 252ZM179 250H182L184 253L181 251L179 252ZM185 250H188V251H185ZM6 251H8L9 254H7L8 252H6ZM65 251L66 252L68 251V252L65 253ZM87 251H88V253H87ZM34 252H35V254H34ZM90 252H92L93 256H92V254H90ZM60 253H62V254H60ZM131 253H133V254H131ZM192 253H195L197 255V257H196V255L193 254L192 256L193 257L195 256V258H192V256H191ZM3 254H5V255H3ZM66 254H68V256ZM85 254L90 257V259H88L87 261H86L87 257H84ZM220 254H221V252H220ZM228 254H226V255H228ZM1 255H3V256H1ZM32 255H34V256H32ZM69 256L71 257V259ZM121 256H123V257H121ZM224 256H225V254L223 256H222V254L220 255V257L225 258L226 256L225 257ZM246 256H244V257H246ZM91 257H93V258H91ZM124 257H125V259H124ZM175 258L177 260H175ZM223 258L222 259L219 258V262L215 263V264H219L221 262H224L223 264H227V262L231 263V259H230L231 257L229 258V261H228V257L226 258L227 261H226V259H223ZM252 258H251V260H252ZM248 259H250V258H248ZM62 260L66 261V262H64ZM201 260H202V262H200ZM222 260H224V261H222ZM242 260L244 262L245 259L243 258ZM121 261L123 263H121ZM134 261H136V262H134ZM211 261H212V263H209ZM245 261H247V262H244L245 264L251 263L250 260H249L250 262L248 260H245ZM139 263L140 262H137V264H139ZM141 263H142V261H141ZM160 263L158 262V264H160ZM162 263H163V261H162ZM252 263H254V262H252ZM143 264H144V262H143Z\"/></svg>",
  "mask_w": 264,
  "mask_h": 264
},
{
  "label": "bare ground",
  "instance_id": "6f19581e",
  "mask_svg": "<svg viewBox=\"0 0 264 264\" xmlns=\"http://www.w3.org/2000/svg\"><path fill=\"white\" fill-rule=\"evenodd\" d=\"M8 1H10V3H9ZM15 1H16V2H15ZM28 1H30V0H28ZM33 1H34V0H33ZM33 1L31 0V2H33ZM36 1H37V0H36ZM36 1H34V3H35ZM41 1H42V0H40V2H39V3L41 4L40 6H43L42 3H41ZM136 1H138V0H136ZM167 1L169 2V0H166V1H161V0H160V1L158 2V4H160V5L162 4V6L164 7L163 4H165V2L167 3ZM171 1H172V0H171ZM1 2H3V0H1ZM1 2H0V4H1V6H0V11H1V12H2V11L4 12V11L6 10L5 8H9V7L15 5V6L17 7V9H15L16 7L14 6V7L12 8V11H13L12 13L14 14V13H15L14 11H15V10H18V11L15 13L16 15H18V14H17L18 12H19V13L22 12V11L20 10V5H21V7L23 8V9H22V10H23V13H21L20 17H21L22 15H27V16H25V17H28V18H30V20H31V18L33 17V15H35V16H34L35 19L33 18V20H31V21H32L31 23H29L30 20L28 21V19H25V17L22 16L23 19H25V21H24L25 23L22 24V23H20L19 21L17 22L16 19H15V21H14L13 18H14V15H15V14L13 15V17H10V15H9V13H8L9 18H10V22H11V23H12V22H15V24H18V23H19L20 25H22L21 27H23L24 24L26 25V21H28L27 26H28L29 24L32 25V24H34V23H35V24H37L38 22L40 23L42 19L39 21L38 19H36V16H37V14H38L37 12H40L41 9H42L41 12H42V13L44 12V15H45V16L47 15V19H45V21H44V19H43L42 22H41V24L44 22L43 24L45 25V26H44L45 28H46L47 25H48V27H51V26H49V25H52V22H51V24H49V20H51V19L48 20V18H51V17H52V18L56 19L58 23H59V21H60V20H59V19H60L59 14L57 13V14H58V16H57V14H54L51 10H48L49 8L47 7V6H52L53 3H55V2L58 3V0L55 1V2H52V3H49L48 5L44 4L45 7H44V6H43V7H44V8L47 7L46 9L48 10V11H47L48 13L45 12L46 9H44V8H41V9H38V8H37V7H38V6L36 5L37 2H38V1H37L36 4H35V6H36L37 10H39V11L35 10V11H37V12L34 11L33 15H32V12H33V11H32L31 14H30V8H29V6L27 7V5H28V4H29V5L32 4V5H31V8H32L31 10H33V7H34L33 4H34V3H31V4H30V2L28 3L27 1L25 2L24 0H13V1H12V0H5V3H4V2L1 3ZM42 2H43V1H42ZM84 2H85V1H83V4H84ZM86 2H88V1H86ZM104 2L106 3V0H104V1H101V0H92V4H93V5H92V4H89V3H88V4H89V7H90V5H92L90 8H94V7L96 8L97 6L100 7V5H102L101 8L98 9V10H100V9H102V7L104 8V6L106 5ZM139 2L141 3V6H142V7H139V6H137V7L145 9V10H144L145 12H146V10H153L152 8L155 7L154 5L157 3V1H156L155 4L152 5L151 1H149V0H139ZM175 2H179V3H175ZM6 3H8V5H7ZM18 3H19V4H18ZM22 3H23V4H22ZM26 3H28V4L25 5ZM39 3H38V5H39ZM137 3H138V2H137ZM2 4H3V6H2ZM4 4H5V5H4ZM10 4H11V6H10ZM158 4H156V5H158ZM6 5H7L8 7H7ZM18 5H19V6H18ZM94 5H95V6H94ZM96 5H97V6H96ZM138 5H139V4H138ZM170 5H171V7H173L172 4H170ZM174 5H175V6H174V10H175V9H176V10H175V12L172 10V12L176 13V12L180 11V13H176L177 15L174 16V17H172V18H171V17L168 18L165 14H163V15L166 16V17H159V19L156 18V17H154V16H153L154 18H151L152 16H151V17L149 16V18H147V17L145 16V17L147 18V19H146V22H147L148 24H147V23H146V24L149 25L148 28L150 29V33L148 32L147 35H145V33L143 34V36H145V37L147 36L146 40H142V42H144V43H143L144 46H146V52L143 54L144 56L141 54V56L144 57L143 59H142V58H141V59H142V61L145 62L146 64H152V67H153V68H156V69H158V70H160V71L164 69V67H163V63L160 61L161 59L172 58V59H173V60L171 59L172 62L176 61V62H174V63H177V64H179L180 66H181V65H182V66H188V67L186 68V70H187L188 68H190V67H189V64H191V61H190V60H191L192 58L194 59V55H195V54H198V35H199V33H198V26L196 25V22H195V23H191V24H189L190 22L194 21V20H192V21L188 22L189 26H188V27L186 26V28H185L184 23H183V22L185 21V20H184L185 18L183 17V16H184V15L182 14L183 12L181 13V11H182V9H183V3H182L180 0H176V1L174 0ZM5 6H6V7H5ZM25 6H26V7H25ZM53 6H54V5H53ZM53 6H52V7H53ZM93 6H94V7H93ZM158 6H159V5H158ZM162 6L160 7V9H162ZM178 6H179L180 8H182V9H181V10L178 9V8H179ZM2 7H3V8H2ZM4 7H5V8H4ZM18 7H19V8H18ZM24 7H25L26 10H24ZM89 7H88L87 10L90 9ZM98 7H97V8H98ZM39 8H40V7H39ZM53 8H54V7H53ZM84 8H85V7H84ZM86 8H87V6H86ZM244 8H246V7L244 6ZM247 8H248V7H247ZM247 8H246V13H247V12H250V13H248V14H249V15L252 14V12H251L249 9H247ZM249 8H250V7H249ZM2 9H5V10H2ZM9 9H10V8H9ZM9 9H7L8 12L11 11V10L9 11ZM13 9H14V10H13ZM27 9H29V13H28V10H27ZM104 9L106 10V8H104ZM90 10H91V9H90ZM94 10H96V9H92L91 11L93 12ZM102 10H103V9H102ZM141 10H142V9H141ZM248 10H249V11H248ZM20 11H21V12H20ZM24 11H25V13H24ZM154 11L157 12V10H154ZM163 11H165V10H163ZM3 12H2V13H3ZM26 12H27L28 14H26ZM41 12H40V13H41ZM89 12H90V11H89ZM99 12H100V11H99ZM102 12H103V11H102ZM148 12H149V11H148ZM168 12H169V11H168ZM168 12H166V13H168ZM2 13H1V14H2ZM4 13H5V12H4ZM4 13H3V14H4ZM12 13H10V14H12ZM35 13H36V14H35ZM52 13H53V14H52ZM103 13H104V12H103ZM143 13H144V12H143ZM151 13H154V12H151ZM48 14H51V17H49ZM147 14H148V13H147ZM160 14H161V13H160ZM160 14H159V15H160ZM168 14H169V13H168ZM179 14H180V15L182 14L183 16H180ZM223 14H224V16L222 17L223 20H224V19H227V20H228L229 15H232L229 11H228L227 13H226V11H225V13L223 12ZM8 15H7V16H8ZM16 15H15V17H16ZM28 15H29V16H28ZM30 15H31V16H30ZM42 15H43V14H42ZM94 15H95V14H94ZM104 15H105V14H104ZM138 15H139V14H138ZM140 15H141V14H140ZM163 15H162V16H163ZM185 15H186V14H185ZM186 16H187V15H186ZM240 16H241V14H240ZM1 17H2V21H3L4 19L7 18V17L4 18L5 16H3V15H2ZM56 17L59 18V19H57ZM62 17H63V16H62ZM132 17H133V16H132ZM3 18H4V19H3ZM9 18H7L6 20L9 21ZM11 18H12V21H11ZM84 18H85V17H84ZM96 18H97V17H96ZM143 18H144V17H141V19H143ZM100 19H103V17L100 18V16H99V18H98L97 20H100ZM135 19H136V18H135ZM144 19H145V18H144ZM186 19H187V18H186ZM46 20H47V21H46ZM56 20H54V21H56ZM78 20H79V19H78ZM86 20H87V19H86ZM131 20H132V19H131ZM139 20H140V18H139ZM187 20H188V19H187ZM35 21H36V22H35ZM37 21H38V22H37ZM51 21H52V20H51ZM79 21H80V20H79ZM100 21H101V20H100ZM122 21H123V20H122ZM127 21H128V19H127ZM127 21H126V22H127ZM133 21H134V18H133ZM133 21H131V22L128 21V22H129V24H135V23H132ZM3 22H4V21H3ZM33 22H34V23H33ZM61 22H62V21H61ZM61 22H60V23H61ZM124 22H125V21H124ZM140 22H141V21H140ZM4 23H6V22H4ZM7 23H9V22H7ZM11 23H10V24H11ZM39 23H38V25H39ZM46 23H47V25H46ZM54 23H55V22H54ZM98 23H99V21H98ZM137 23H138V22H137ZM142 23H143V22H142ZM2 24H3V23H2ZM2 24L0 23V25L3 27L5 24H4V25H2ZM35 24H34L33 26H36V27H37V25H35ZM43 24H42V25H43ZM55 24H56V23H55ZM126 24H127V23H126ZM129 24H128V27L130 26ZM143 24H144V23H143ZM185 24H187V22H186ZM8 25H9V24H8ZM20 25L17 26L18 28H17V27H16V28H17V29H21ZM25 25H24V27H25ZM136 25H137V24H136ZM136 25H135V26H136ZM141 25H142V24H141ZM147 25H146V26H147ZM1 26H0V28H1ZM10 26H11V25H10ZM10 26H9V27H10ZM15 26H16V25H15ZM27 26L25 27L26 30H28V29L30 28V25H29L28 27H27ZM33 26H31V27H33ZM61 26H62V25H61ZM63 26H64V24H63ZM131 26H132V25H131ZM131 26H130V27H131ZM133 26H134V25H133ZM135 26H134V27H135ZM5 27H7V26H5ZM12 27H13V26H12ZM24 27L21 29V31L23 30V31H22L23 33L27 32V31L24 29ZM36 27H35V30H34L35 32L37 31V28H36ZM56 27H57V26H56ZM58 27H59V26H58ZM97 27L99 28L100 26L97 25ZM104 27H105V26H104ZM130 27H129V29H130ZM134 27H133V28H134ZM182 27H184V28H182ZM40 28H41V30H42V27H40ZM45 28H44L43 30H46ZM51 28H52V27H51ZM100 28H101V27H100ZM131 28H132V27H131ZM3 29H4V32H3ZM3 29H0V30L2 31V33H0V37H1V36L3 37V36H4L3 34H5V32H6V31H5L6 28L3 27ZM7 29H8V28H7ZM12 29H14V28H12ZM33 29H34V27H33L32 29L30 28L29 31H30V33L32 32V34L34 33L33 35H35L38 31L35 33V32L33 31ZM58 29H59V28H58ZM60 29H61V28H60ZM62 29H63V28H62ZM38 30H39V27H38ZM47 30H48V29H47ZM47 30H46V31H47ZM66 30H67V29H66ZM134 30H135V29H134ZM139 30H140V29H139ZM10 31H11V28H10ZM10 31H9V32H10ZM15 31H16V30H15ZM15 31H14V32L11 31V32H12V33H15ZM21 31H20V30H17L16 33H15V35H14V34H13V35L11 34V35H12V38L15 39L16 37H18V38H17L18 40L16 39V41L19 42V41H20V40H19L20 37H22L21 35L24 36V35L26 34V33H25V34H21V33H22ZM52 31H54V30H52ZM52 31H47V32H52ZM69 31H70V30H69ZM132 31H133V29H132ZM9 32H8V33L6 32V33L9 34ZM19 32H21V33H19ZM61 32H62V31H61ZM130 32H131V31H130ZM28 33H29V32H28ZM59 33H60V31H59ZM59 33H58V34H59ZM64 33L66 34V32L63 31V33L61 34V36L59 35L60 37H58V39L60 38L59 40H61V38L63 37V39L61 40V41L63 42L61 45H63V46H64V42H66V41H67V38H69V36H68V37H65V38H66V39H65V38H64ZM136 33H137V32H136ZM140 33H142V31H141ZM1 34H2V35H1ZM7 34H6V37H7ZM17 34H19V35L21 34L20 37H19V35H17ZM38 34H40V33L38 32ZM45 34H46V32H45ZM54 34H56V33H54ZM26 35H27V34H26ZM28 35H30V34H28ZM28 35H27V36H24L23 39H25V40H22V39H21L22 42L20 41V44L23 43V41H24V43H23L24 46L22 47V45H23V44H22L21 47H20V50L22 49V52L19 51V47H17V46H20V44H19V43L17 44V42H15V43L17 44V45H16V44L14 43V41H15L14 39H11V40L13 41V43H12V41L10 40L9 37H7V38L5 37L6 39H9V40H8V41H9L8 43H9L10 45H11V44L16 45L15 48H16V47L18 48V49L16 48L17 51L14 50V46H10L11 48H9V45H8V44H7L8 46L5 45V44L7 43V42H6L7 40H6L5 38H4V41L2 42V43H4V44H2V43H1V40H3V39H2V37L0 38V44L2 45V46L0 45V49H1V50H0L1 52H0V53H1V54L3 53L2 56H1V54H0V56H1V57H0V67H1V68H0V74H1V75H2V72H3L4 69H5V72L9 71L11 75H12V74H16V73H13V72L15 71V69L17 68V66H14V65H16V63L21 67V68H20V67L17 68V69H19V70H22L24 67H26V66H28V65L30 66L31 62H28V64H27V60H28L27 58H29L28 61H30L31 59H33V60H31L32 62H33V61H34V62H35V61L38 62L37 59H38L39 57L36 55V57H37V59H36V57H33L35 54H33V56H32V53H36V54L39 53V54H41V52H42V54L46 53V54L49 56V54L52 53V51H55V49L52 50L51 48H49V50H51V51L44 50V49H46V47H47V49H48V47H52V48H53V46H54V42H53V41H52V42H53V46H52V45L49 46L48 43H44V42H43V41H45L43 38H38L39 40H37V41H38L37 43H39V44H35V46H34L35 49H36L35 52H32V51H34V48H32V49H33L32 51L30 50V51H31V52H29V53L31 54V55H30V54L28 53V51H29L28 49L31 48L30 46H33V42H34V41H32V40L35 39V38L37 39L38 35L36 34L37 36H36L35 38H33V36H31L33 39H32L30 36H28ZM40 35H41V34H40ZM42 35L44 36V33H43ZM46 35H51V38H52L53 33H52V34H49V33H48V34H46ZM62 35H63V36H62ZM8 36H9V35H8ZM13 36H16V37H13ZM43 36H42V37H43ZM54 36H56V35H53V37H54ZM123 36H124V35H123ZM133 36H135V35H133ZM138 36L141 37V35H138ZM10 37H11V36H10ZM39 37H40V36H39ZM44 37H45V36H44ZM83 37H84V36H83ZM83 37H82V40H83V42H84ZM125 37H126V36H125ZM140 37H139V38H140ZM28 38H30V39H28ZM46 38H47V37H46ZM48 38H49V36H48ZM137 38H138V37H136V40H137ZM26 39H27L28 42L26 41ZM31 39H32V40H31ZM40 39H41V40H40ZM42 39H43V40H42ZM74 39H75V38H74ZM74 39H72V40H74ZM124 39H125V38H124ZM131 39H132V38H131ZM142 39H143V37H142ZM29 40H30V42H29ZM51 40H54V39L52 38ZM65 40H66V41H65ZM69 40H70V39H68L67 42H69ZM72 40H70V42H71ZM77 40H79V39H77ZM25 41L28 43V45H27V43H26ZM35 41H36V40H35ZM40 41H41V42H40ZM46 41L48 42V39H47ZM61 41H60V42H61ZM120 41H121V39H120ZM52 42H49V43H52ZM67 42H66V43H67ZM72 42H73V41H72ZM81 42H82V41H81ZM86 42H87V41H86ZM136 42H137V41H136ZM29 43H30V45H29ZM31 43H32V44H31ZM34 43H35V42H34ZM40 43H42L41 45H44L45 48H44V46H43V49H42V46L40 45ZM125 43H127V42H125ZM139 43H140V41H139ZM139 43H138V44H139ZM46 44H47V45H46ZM74 44H76V43H74ZM81 44H83V43H81ZM127 44H128V43H127ZM140 44H142V43H140ZM143 44H142V45H143ZM26 45H27V46H26ZM39 45H40L41 49H42L44 52H43L41 49H40L41 52H40V51H39V52H36V51H37V48H36V47L39 46ZM61 45H60V46H61ZM87 45H89V44H87ZM98 45H100V44H98ZM128 45L130 46V44H128ZM134 45H135V44H134ZM3 46H4L6 49H5ZM81 46H82V45H81ZM100 46H101V45H100ZM118 46H119V45H118ZM123 46H124V45H123ZM139 46H140V45H139ZM2 47H3V49H2ZM55 47H56V46H55ZM73 47H75V45H74ZM76 47H77V45H76ZM76 47H75V48H76ZM96 47H97V46H96ZM121 47H122V46H121ZM133 47H134V46H133ZM26 48H27V49H26ZM58 48H59V47H58ZM61 48H62V47H61ZM66 48L69 49L68 47H66ZM66 48H65V49H66ZM88 48H89V47H87V50H88ZM124 48H125V47H124ZM4 49H5V50H4ZM11 49H12V50H11ZM77 49H78V48H77ZM93 49H94V48H93ZM101 49L103 50V47H102ZM122 49H123V48H122ZM136 49H137V48H136ZM10 50H11V51H10ZM13 50H14V51H13ZM24 50H27V51H26L27 53H26ZM85 50H86V49H84V51H85ZM87 50H86V51H87ZM90 50H91V47H90ZM2 51H3V52H2ZM4 51H6V52L4 53ZM9 51H10V52H9ZM23 51H24L25 53H24ZM47 51L49 52V54L47 53ZM69 51H70V52H69ZM69 51H68L69 53L66 52V54H68L69 56L65 54V56H67L68 59L71 57L72 59L78 60V59H76V56H77V55H78V57H79V56H81V57H83V56L85 57V56H86V55H84V54L82 55V53H81L82 50H80V51H81V52H80L81 55L78 54V53H79V52H78L79 50L76 51V52H78V53H77V55H74L75 57L73 56V54H74V53L76 54V52H74L73 49H72V50H69ZM91 51L95 52L96 50L94 49V50H91ZM126 51H127V50H126ZM16 52H17V53H16ZM19 52H20V53H19ZM87 52H88V51H87ZM134 52H135V51H134ZM136 52H137V51H136ZM138 52H139V51H138ZM142 52H143V51H142ZM10 53H11L13 56H12ZM13 53H14V54H13ZM89 53H90V52H89ZM131 53H132V52H131ZM140 53H141V52H140ZM17 54H18L19 56H18ZM21 54H22V55H21ZM28 54H29V56H32L33 58H32V57L30 58V57H28V56H27V58H26V55H28ZM39 54H38V55H39ZM42 54H41L40 58L42 57ZM46 54H45L44 57H47ZM93 54H94V53H93ZM95 54H96V53H95ZM98 54H99V52H98ZM98 54H97V55H98ZM16 55H17V56H16ZM114 55H115V54H114ZM21 56H23V58H24V56H25V59H23ZM51 56L54 57V53H53V55H51ZM62 56H63V54H62V55H60V54L58 55V57H59L58 61H61V59L64 58V56H63V57H62ZM117 56H118V55H117ZM117 56H116V57H117ZM4 57H5V59H4ZM6 57H7V58H6ZM78 57H77V58H78ZM84 57H83L82 59H81V58H79V59H80V60H83ZM90 57H91V56H88V57L86 56L85 59L88 60V58L90 59ZM102 57H103V55H102ZM108 57H109V56H108ZM110 57H111V56H110ZM116 57H115V59H116ZM133 57H134V56H133ZM8 58H9L10 60H9ZM51 58H52V57H51ZM54 58H55V57H54ZM54 58H52V60H53ZM60 58H61V59H60ZM65 58H66V57H65ZM91 58H92V57H91ZM100 58H101V57H100ZM104 58H105V60H106V57H104ZM138 58H140V55H139ZM19 59H20V60H19ZM26 59H27V60H26ZM68 59H67V61H68ZM85 59L83 60L84 62H86ZM93 59H94V58H93ZM5 60H6V61H5ZM52 60H48V61H52ZM55 60H56V59H55ZM121 60H122V59H121ZM2 61H3V63L1 64ZM14 61H16V63H15ZM22 61H23V62H22ZM42 61H43V59H42ZM45 61H47V60H44L43 63L46 64V65L48 66V65H49V62H46V63H45ZM83 61H82V66H86V63H83ZM95 61H96V60H95ZM101 61H102V60H101ZM112 61H113V60H112ZM36 62H35V64H36ZM68 62H69V61H68ZM68 62L64 61V63H66V66L69 65ZM75 62L77 63V61H75ZM103 62L105 63L106 61H103ZM107 62H108V61H107ZM115 62H116V61H115ZM115 62H112V63H115ZM29 63H30V64H29ZM40 63H41V60H40L37 64H39V66L44 65V64H41V65H40ZM51 63H52V62H51ZM56 63H57V62H56ZM56 63H55V64H56ZM64 63H63V64H64ZM70 63H71V65L76 64V63H73V61L70 62ZM79 63H80V62H79ZM88 63H89V61H88ZM99 63H100V62H99ZM4 64H6V66H7L8 68H11V69L8 70L7 68H5V65H4ZM7 64L10 65V67H9ZM22 64H27V65H26V66L23 65V67H22ZM37 64H36V66H38ZM55 64L52 63V66L54 65L53 67L56 68ZM89 64H90V63H89ZM107 64H108V63H107ZM109 64H110V63H109ZM115 64H116V63H115ZM120 64H121V63H120ZM124 64H125V63H124ZM165 64H166V63H165ZM193 64H194V63H193ZM1 65H4V66H1ZM46 65H45V66H46ZM58 65H61V62H60ZM71 65H70V66H71ZM100 65H101V64H100ZM110 65H112V64H110ZM172 65H173V64H172ZM191 65H192V64H191ZM12 66H13V67H12ZM45 66H44V67H45ZM52 66H49V69H51ZM66 66H65V72H66V73H64V72H63V73H64L67 77H69V73H71V72H69L68 70H69L70 68H69V66H68L67 68H69V69L66 70V69H67ZM76 66H77V65H76ZM76 66L73 65L71 68L75 71V68H77ZM98 66H99V65H98ZM114 66H115V65H114ZM121 66H122V65H121ZM154 66H155V67H154ZM182 66H181V67H182ZM192 66H193V65H192ZM3 67H4V68H3ZM57 67H58V66H57ZM101 67H103V66H101ZM117 67H118V66H117ZM177 67H178V66H177ZM177 67H176V68H177ZM40 68H41V67H40ZM40 68H39V69H40ZM55 68H54V69H55ZM91 68H92V67H91ZM109 68H110V67H109ZM120 68H121V67H120ZM132 68H133V67H132ZM147 68H148V67H147ZM165 68H166V66H165ZM17 69H16V70H17ZM44 69L47 70V71L44 70V71H45V72L43 71L44 73L48 72V70H49L47 67L44 68ZM54 69H53V71H54ZM56 69H57V68H56ZM56 69H55L54 72H56V71L58 72V70H56ZM72 69H71V70H72ZM83 69H84V68H83ZM110 69H111V68H110ZM183 69H184V68H182L181 70L183 71ZM192 69H193V67H192ZM10 70H12V71H10ZM23 70H24V69H23ZM23 70H22V71H23ZM37 70H38V68H37ZM87 70H88V69L86 68V71H87ZM92 70H93V68H92ZM98 70H99V68H98L97 70L94 69L93 72H89V70H88L87 72H89V74H86L85 78H87V77H88V78L90 77L89 79H92L93 77L95 78L96 75H98V73H101V74H102L104 68H103V70H101V69H100L99 71H98ZM114 70H115V68H114ZM144 70H145V69H144ZM153 70H154V69H153ZM153 70H152V71H153ZM178 70H179V67H178ZM181 70H180V71H181ZM186 70H184V71H186ZM62 71H64V70H62ZM62 71L60 70L59 72L62 73ZM77 71H78V72H77ZM79 71H80V70L78 69V70H76L74 73H78V75H79V74L81 73V71H80V73H79ZM86 71H85V69L83 70V72H86ZM94 71H95L96 75H95ZM111 71H112V70H111ZM136 71H137V70H136ZM138 71H139V70H138ZM138 71H137V74H136V75H139V76H137V77L135 76V77L132 79V81L129 80V81L132 82V83H131V85L129 84V86L127 85L128 87H127L125 84H124V85H121L122 82L119 83V84H120L119 86L121 87V89H123L122 86H125V87H124V90H125V88L127 87V89L125 90L126 92H125V91H122L121 89L118 90V91H120V93L122 92V95L125 94L126 98H128V101L126 100L127 102H126L124 99H123V100H124L125 102H122L123 100H122V98H120L119 93H118L117 95H115L116 93H113V91H111V93H113L114 95L111 94V93H110V94H111L112 96H111V95H110V96L108 95V97H110V98H108V99H110V100H112V99L115 100V101L113 102V104H117V105H115V106H116V107H115V109H116L115 111H117V114H118L117 117H118V118H119V117H122V118H120L121 121H120V119H119L120 122L118 121V118H117L116 120H117L119 123H121V122L123 123L122 126H117V127H115L113 124H116V125H117L118 122H117V123H114V122H113V124H112L113 127L110 128V129L112 130V133H114V131H116V130H121V131H119V132H123V131H124V132H127V131H128V133H129V132L134 133V132H136V131H133V130L135 129V127H136V126L139 127V126L143 125V123L145 122V121H143V123H142L141 125L139 124V126H138V123L136 124V122L133 121L134 116H135L136 113H137V111H136L135 109H137V108H136V106H135V108H134V103L132 104V102H134V101H132V100H134V99L137 100V101H136V103H137L139 100L144 99V98H139V97H140V94H138V93L135 92V91H138L139 89H141L140 87L143 88V85H145L147 82H149V81H148V80H149L148 78L146 79L145 77H143L144 75L147 76V74H144V75H143V74L141 73V74L143 75V76H142L140 73L138 74ZM145 71H147V70H145ZM164 71H165V70H164ZM164 71H163V72H164ZM189 71H190V70H188V72H189ZM193 71H194V70H193ZM193 71H190V73H191V72L193 73ZM59 72H58V73H59ZM67 72H68V73H67ZM104 72H105V70H104ZM107 72H108V71H107ZM132 72H134V71H132ZM141 72H142V71H141ZM153 72H154V71H153ZM155 72L157 73V71H155ZM161 72H162V71H161ZM188 72H187V73H188ZM194 72H195V71H194ZM39 73H40V72H39ZM51 73H52V69L49 70V72H48V75H49V76H48V77H51V75L53 76V74H51ZM58 73H56V75H57ZM63 73H62V75H63ZM74 73H73V74H74ZM90 73H91V76H93V77L89 76ZM93 73H94V74H93ZM109 73H110V72H109ZM127 73H128V72H127ZM135 73H136V72H134V74H135ZM145 73H146V72H145ZM81 74H82V73H81ZM83 74H85V73H83ZM107 74H108V73H107ZM107 74H104V76H103V75H102V76L99 75V77H103V79H107V80H108V78H109L108 76H109V75L107 76ZM183 74H185V72H184V73H181V72H180V75H183ZM193 74H194V73H193ZM1 75H0V76H1ZM11 75H10V76H11ZM18 75H19V76H18ZM18 75H13V76H14V78H13V76L10 77V76H9V73H7V77H10V81L13 80V79L15 80V79H16L15 77H20V75H22V74H18ZM40 75H41V74H40ZM44 75H46V74H44ZM58 75H59V77L61 76L60 73H59ZM58 75H57V76H58ZM76 75H77V74H76ZM78 75H77V76H78ZM105 75H106L107 77H106ZM186 75H187V74H186ZM54 76H55V74H54ZM57 76H55V77L57 78ZM184 76H185V75H184ZM1 77H3V76H1ZM1 77H0V81H1V79H2L1 82L3 83L4 79L1 78ZM70 77H71V76H70ZM70 77H69V78H70ZM78 77H79V76H78ZM82 77H83V76H82ZM99 77H98V78H99ZM104 77H105V78H104ZM125 77H126V76H125ZM37 78H38V77H37ZM79 78H80V77H79ZM128 78H129V76H128ZM130 78H131V77H130ZM130 78H129V79H130ZM39 79H41V78H38V80H39ZM53 79H54V78H53ZM58 79H59V78H58ZM71 79H72V78H71ZM71 79H69V80H71ZM103 79H102L101 81H106V82H108V81H110V79H112V78L110 77L108 81H107V80H103ZM113 79H114V78H113ZM184 79H185V78H184ZM7 80H8V79H7ZM14 80H13V81H14ZM51 80H52V77H51ZM62 80H64V79H62ZM86 80H87V79H86ZM86 80L84 79V84H85V81H86ZM92 80H93V79H92ZM173 80H174V79H173ZM175 80H176V77H175ZM175 80H174V81H175ZM34 81H35V80H34ZM178 81H182V80H178ZM185 81H186V80H185ZM185 81H184V85H185L186 82H187V81H186V82H185ZM1 82H0V84H1ZM58 82H59V80H58ZM68 82H69V81H66V83H68ZM93 82H95V81H93ZM182 82H183V81H182ZM189 82H190V81H189ZM189 82H187V83H189ZM191 82L193 83V81H191ZM32 83H33V82H32ZM39 83H40V82H39ZM51 83H52V81H51ZM70 83H72V85H73V84H74V81L72 80L71 82H69V84H70ZM89 83H90V82H89ZM111 83H112V84L110 85V87H112V85H113L114 82H111ZM116 83H117V82H116ZM33 84H34V83H33ZM41 84H43V82H42ZM45 84H48V83H45ZM54 84H55V86H56V83H54ZM57 84H58V83H57ZM69 84H66V87H64L65 84H64V85L62 84L61 86H60L59 84H58V85H59L61 88H62V86H63L64 89H65V88H67V86H68ZM87 84H88V83H86V85H84V86H86V87H88V85L90 86V84H88V85H87ZM108 84H110V82H109ZM172 84H173V83H172ZM176 84H178V82L175 83V85H176ZM181 84H183V83H181ZM26 85H27V84H26ZM36 85H37V84H36ZM72 85H70V86H72ZM75 85H76V84H75ZM98 85H99V86H98L97 88H99V87L101 86L100 84H98ZM104 85H105V84H104ZM116 85H117V84H116ZM133 85H134L136 88H134ZM146 85H147V84H146ZM179 85H180V83H179ZM179 85H177V86L179 87ZM190 85H192V84H190ZM59 86H57V87H59ZM147 86H148V85H147ZM177 86H175V87H177ZM182 86H183V85H182ZM192 86H193V85H192ZM42 87H43V86H42ZM74 87H75V86H74ZM77 87H78V86H76V88H77ZM81 87H82V86H81ZM101 87H103V86H101ZM101 87H100V88H101ZM113 87H114V86H113ZM113 87H112V88H113ZM148 87H149V86H148ZM172 87H173V86H172ZM180 87H181V85H180ZM185 87H186V86H185ZM185 87H183V88H185ZM32 88H33V86H32ZM68 88H69V87H68ZM70 88L72 89V93H73V90H74L75 88H72V87H70ZM70 88H69V90H71ZM97 88H96V89H97ZM138 88H139V89H138ZM153 88H154V86H153ZM186 88H188V87H186ZM194 88H195V86H194ZM34 89H35V88H34ZM64 89H63V90H64ZM80 89H81V88H80ZM93 89H94V88H93ZM118 89H119V88H118ZM145 89H146V88H144V90H145ZM173 89H174V87H173ZM178 89H179V88H178ZM190 89H191V87H190ZM59 90H60V88H59ZM63 90H61V91H63ZM91 90H92V88H91ZM91 90H90V91H91ZM97 90H98V89H97ZM182 90H183V89H182ZM184 90H185V89H184ZM188 90H189V88H188ZM191 90H192V89H191ZM193 90H194V89H193ZM49 91H51V90H49ZM54 91H55V90H54ZM99 91H100V89H99ZM141 91H142V90H141ZM176 91H177V90H176ZM57 92H58V91H57ZM63 92H65V91H63ZM70 92H71V91H70ZM76 92H77V90H76ZM76 92H75V90H74V93H76ZM105 92H106V90H105ZM109 92H110V91H109ZM179 92H182V91H179ZM188 92H189V91H188ZM58 93H59V92H58ZM78 93H79V91H78ZM82 93H83V92H82ZM101 93H102V92H101ZM101 93H100V95H101V96H104V95L101 94ZM106 93H107V92H106ZM106 93H105V94H106ZM139 93H140V90H139ZM150 93H151V92H150ZM154 93H155V91H154ZM53 94H54V93H53ZM76 94H77V93H76ZM85 94H86V93H85ZM98 94H99V92H97V97L99 96ZM107 94H108V93H107ZM141 94H142V93H141ZM143 94H144V93H143ZM146 94H147V93H146ZM55 95H56V94H55ZM73 95H74V94H73ZM83 95H84V94H83ZM87 95H89V94H87ZM87 95H86V96H87ZM120 95H121V94H120ZM151 95H152V94H151ZM95 96H96V95H95ZM147 96H148V95H147ZM46 97H47V96H46ZM57 97H58V96H57ZM67 97H68V96H67ZM88 97H89V96H88ZM97 97H95V98H97ZM105 97H107V96H105ZM148 97H149V96H148ZM174 97H176V96L174 95L173 98H174ZM30 98H31V97H30ZM35 98H37V97L35 96ZM68 98H70V97H68ZM80 98H81V102H82V100H83L82 98H84V97L81 96ZM116 98H117L118 100H117ZM119 98H120V100H119ZM123 98H124V97H123ZM145 98H146V97H145ZM168 98H169V96H168ZM171 98H172V97H171ZM63 99H64V98H63ZM39 100H40V99H39ZM74 100H75V99H74ZM85 100H87V98H86ZM85 100H84V101H85ZM93 100H94V99H93ZM116 100H117V101H116ZM145 100H146V99H145ZM150 100H153V99H150ZM169 100H171V99H169ZM90 101H92V100H90ZM106 101H107V100H106ZM143 101H144V100H143ZM47 102H48V101H47ZM81 102H80V103H81ZM85 102H87V101H85ZM88 102H89V101H88ZM88 102H87V103H88ZM94 102H95V101H93V104H94ZM97 102H98V100H97ZM118 102H119V103H118ZM121 102H122L123 104H122ZM139 102H140V103H138V106L141 104V101H139ZM168 102H169V101H168ZM172 102H173V100H172ZM41 103H44V102H41ZM41 103H39V104H41ZM57 103H58V102H57ZM60 103H61V102H60ZM152 103H153V102H152ZM81 104H82V103H81ZM83 104L85 105V103H83ZM83 104H82V107H83ZM88 104H89V103H88ZM100 104H101V103H100ZM100 104H99V105H100ZM169 104H170V102H169ZM49 105H51V104H49ZM65 105H66V104H65ZM91 105H92V104H91ZM91 105H88V106L90 107ZM94 105L96 106V104H94ZM99 105H97L96 109L99 108ZM135 105H137V104H135ZM166 105H167V104H166ZM95 106H94V108H95ZM159 106H160V105H159ZM170 106H171V105H170ZM2 107H4V106H2ZM80 107H81V105L79 106V109H80ZM92 107H93V106H92ZM113 107H114V106H113ZM140 107H142V104L139 106V108H140ZM69 108H70V107H69ZM85 108H86V107H85ZM85 108H84V109H85ZM149 108H150V106H149ZM149 108H147V109H149ZM160 108H162V107L160 106ZM167 108H168V107H167ZM174 108H175V107H174ZM177 108H178V107H177ZM40 109H41V107H40ZM55 109H56V108H55ZM92 109H93V108H92ZM104 109H105V108H104ZM142 109H143V110H142ZM142 109H140V111L145 112L146 107H144V108L142 107ZM147 109H146V114H147V113H150V112H153L151 108H150V110H147ZM158 109H159V108H158ZM38 110H39V109H37V111H38ZM47 110H49V109H47ZM67 110H68V109H67ZM87 110H88V109H87ZM101 110H102V109H101ZM137 110H138V109H137ZM156 110H157V109H156ZM159 110H160V109H159ZM168 110H169V109H168ZM168 110H167V111H168ZM16 111H17V110H16ZM40 111H41V110H40ZM42 111H43V109H42ZM59 111H60V110H59ZM76 111H77V110H76ZM90 111H91V109H90ZM96 111H97V110H96ZM164 111H166V110L164 109L163 112H164ZM35 112H36V111H35ZM74 112H75V111H74ZM81 112H82V111H81ZM98 112H99V110H98ZM98 112H97V114H98ZM155 112H156V111H155ZM158 112H159V111H158ZM171 112H172V109H171ZM33 113H34V112H33ZM44 113H46V112H44ZM49 113H51V112H49ZM49 113H48V114H49ZM85 113H86V112H85ZM90 113H91V112H90ZM95 113H96V112H95ZM99 113H100V112H99ZM102 113H103V111H102ZM105 113H107V110H106ZM105 113H104V114H105ZM172 113H173V112H172ZM172 113H171V114H172ZM176 113H177V112H176ZM48 114H45V116L48 115ZM52 114H53V113H52ZM52 114H51V116H52ZM61 114H62V113H61ZM76 114H77V113H76ZM87 114H88V113H87ZM137 114H138V113H137ZM144 114H145V113H144ZM150 114H151V113H150ZM150 114H149V115H150ZM152 114L155 116L154 113H152ZM169 114H170V113H169ZM173 114L176 116L175 113H173ZM41 115H42V114H41ZM63 115H65V113H64ZM73 115H74V114H73ZM78 115H79V114H77V116H76L75 118H77ZM99 115H100V114H99ZM109 115H110V114H109ZM109 115H108V116H109ZM153 115H152V116H149V117H153V118H157V117H158V116L154 117ZM177 115H178V114H177ZM187 115H188V114H187ZM43 116H44V115H43ZM43 116H42V117L40 116V119H41V118L43 119ZM97 116H98V115H97ZM115 116H116V115H115ZM169 116H170V115H169ZM171 116H172V115H171ZM0 117H1V116H0ZM18 117H22V115H21V116L19 115ZM53 117H54V116H52V118H53ZM69 117H70V116H69ZM94 117H96V116H94ZM100 117H101V116H100ZM106 117H107V116H106ZM111 117H112V116H111ZM15 118H16V117H15ZM22 118H24V117H22ZM45 118H46V117H45ZM45 118H44L43 121L40 120V119L33 118L32 121H34V122H36V123H34V122H32V121L29 122L30 119L28 120L27 118H26V119H27L28 121H27L25 118H24V120H23V119H20V120L23 121L24 125H25V122H26L27 125L25 126V128H26L28 125H30V123L34 124L33 126H34V128H36L35 126H36V125H37V126H40V123L42 122L43 125H41V127L44 128V129H46V128H45V124L47 125V123H45V120H47V118H46V119H45ZM61 118H64V116L61 117ZM65 118H66V117H65ZM89 118H90V116H89ZM92 118H93V117H92ZM96 118H97V117H96ZM140 118H142V117H138V119H136V120H139ZM143 118H144V117H143ZM159 118H160V117H159ZM2 119H3V120H2ZM2 119L0 120V122H1V121H2V123L4 122V123H5V127L7 128V126L10 125V122H9L8 120H7V121H4L5 119H4L3 117H2ZM35 119H36V121H35ZM53 119H54V118H53ZM102 119H103V118H102ZM114 119H115V118H114ZM131 119H132V120H131ZM149 119H150V118H149ZM167 119L169 120V117H168ZM167 119H166V120H167ZM25 120H26V121H25ZM49 120H51V119H49ZM64 120H65V119H64ZM93 120H94V118H93ZM155 120H156V119H155ZM155 120H151V123H150V121H146V123L144 124V128H143L144 132L146 131L145 135H151V134H149V133H152V132H153L152 134H154V133H156V132H158V131L161 130V129L158 130V128H159V127H158V123H157ZM161 120H163V118L158 119L159 122H160ZM166 120H164V121H166ZM180 120H181V119H180ZM37 121H38V123H37ZM65 121H66V120H65ZM75 121H76V119H75ZM75 121H74V123H75ZM78 121H80V120H78ZM101 121H102V120H101ZM112 121H113V120H112ZM114 121H115V120H114ZM123 121H124V122H123ZM7 122H8L9 124H8ZM83 122H84V121H83ZM105 122H106V120H105ZM105 122H103V123H105ZM107 122H108V121H107ZM109 122L111 123V120H110ZM109 122H108V123H109ZM137 122L140 123L141 121H137ZM2 123H1V124H2ZM12 123H13V121H12ZM14 123H15V122H14ZM23 123H22V124H23ZM42 123H41V124H42ZM44 123H45V124H44ZM63 123H65V122H63ZM93 123L97 124V125H95V126L97 127L96 129H98L99 126H100V125L98 124V122L95 121V122H93ZM161 123L163 124L162 121H161ZM164 123H165V122H164ZM174 123L176 124V122H174ZM182 123H183V122H182ZM1 124H0V125H1ZM22 124H21V125H22ZM32 124H31V125H32ZM35 124H36V125H35ZM38 124H39V125H38ZM57 124H58V123H57ZM67 124H68V122H67ZM67 124H66V123H65V125L62 124L63 127H62V126H61V128L59 127V128H60V129H59V133L62 132L61 130H62L63 128L66 129V134H67V131L69 132L68 127H69L70 124H68V125H67ZM75 124H78V123H75ZM6 125H7V126H6ZM31 125H30V126H31ZM60 125H61V123H60ZM60 125H58V126H60ZM78 125H79V126H78ZM78 125H77V127H79V128H77V129H76V128H75V129L73 128L72 130L70 129L71 132L76 133L75 135H78V134L80 135V134H81V133H77L78 130L82 131V132H83L82 134H84L86 131H88V133H89V132L92 133V130L90 131V128H91V126H92V128L95 127V126H93L94 124H88V125H87V124L83 123V125H82V124H78ZM80 125H82V127H81ZM98 125H99V126H98ZM103 125H104V124H103ZM112 125H111V126H112ZM1 126H2V125H1ZM104 126H105V125H104ZM106 126H108V125H106ZM9 127H11V125H10ZM22 127H24V126H22ZM22 127H21V128H22ZM41 127H39V128L37 127L38 130H39V133H40V131H41V130H40ZM66 127H67V128H66ZM70 127H71V126H70ZM74 127H75V126H74ZM100 127H101V126H100ZM118 127H119V128H118ZM25 128H24V129H25ZM37 128L34 129V130H35V133H38V132H36V131H37ZM71 128H72V127H71ZM101 128H103V127H101ZM113 128H117V129H113ZM1 129L4 130V132L1 130V131H0V134H1V132H2V135H3V134L6 135V133H5V129H4L3 127H1ZM47 129H48L49 131L52 130V128H49V124H48V126H47ZM47 129H46V131L44 130L46 133H47ZM67 129H68V130H67ZM96 129H95V131H94L95 133L98 132ZM103 129H104V128H103ZM110 129H109V130H110ZM25 130H26V129H25ZM31 130H32V129H31ZM63 130H64V129H63ZM74 130H75V131H74ZM76 130H77V131H76ZM101 130H102V129H101ZM111 130H110V131H111ZM113 130H114V131H113ZM125 130H126V131H125ZM131 130H132V131H131ZM157 130H158V131H157ZM27 131H28V129H27ZM53 131H54V129L52 130V132H53ZM99 131H100V130H99ZM102 131H103V130H102ZM102 131H100V133H101ZM105 131H106V130H105ZM110 131H109V133H111ZM139 131H140V130H139ZM141 131H142V130H141ZM155 131H156V132H155ZM6 132H7V130H6ZM21 132H22V131H21ZM23 132H24V131H23ZM31 132L33 133V130L30 131V133H31ZM45 132H43V135H44ZM54 132H55V131H54ZM71 132H69V133H71ZM78 132H79V131H78ZM94 132H93V134H94ZM116 132H118V131H116ZM137 132H138V131H137ZM144 132H142V134H143ZM147 132H148V133H147ZM163 132H165V131H162V134H163ZM14 133H18V131L14 132ZM14 133H13V134H14ZM46 133H45V134H46ZM74 133H73V134H74ZM86 133H87V132H86ZM86 133H85V134H86ZM88 133H87V135H86L87 138H90L91 136H93V139H94V140L96 139L95 135H91V133H89V135H91V136H88ZM98 133H99V132H98ZM128 133H126V135H127ZM132 133H131V134H132ZM138 133H139V132H138ZM138 133H134V134H136V136H137ZM140 133H141V132H140ZM140 133H139V134H140ZM158 133L160 134V132H158ZM194 133H195V132H194ZM13 134H12V135H13ZM22 134H23V136L26 135V134H24V133H22ZM27 134H28V133H27ZM57 134H58V133H57ZM64 134H65V132H64ZM73 134H72L71 136H73ZM102 134H104V136L107 137V135H106L104 132H102L101 134H98V135H99L98 137H100V136H101V137H104ZM5 135H3V136H5ZM38 135H39V134H38ZM38 135H37V136H38ZM46 135H47V134H46ZM46 135H44V136H46ZM53 135H54V134H53ZM55 135H56V134H55ZM110 135H111V134H110ZM132 135H133V134H132ZM132 135H131V137H130V136H129V137H130V138L136 137L135 135H134V136H132ZM145 135H143V136H145ZM157 135H158V134H157ZM160 135H161V134H160ZM10 136H11V134H10ZM21 136H22V135H21ZM27 136H28V135H27ZM30 136H31V135H30ZM115 136H116V135H115ZM115 136H114V137H115ZM122 136H123V135H122ZM124 136H125V135H124ZM124 136H123V137H124ZM138 136L140 137L141 135H138ZM158 136H159V135H158ZM158 136H157V137H156V136L154 137V141H155V142H158V141H156L157 138H158ZM6 137L8 138L7 135H6ZM6 137H4V139H5ZM18 137H19V136H18ZM18 137H15V138H16V139H15L16 141H17V138H18ZM24 137H25V136H24ZM32 137H33V136L30 137L31 140L33 139ZM40 137H41V136H40ZM49 137H53V136H49ZM49 137H48V139H47V137H46V138H45L46 140H44V138L42 137V139H39V140H41V142H40V143H37V145H40V144H41L42 147H45V146L47 145V143H51V142H52V141H51L52 139L49 138ZM57 137H63V132H62V135H61V136L58 134ZM57 137L55 136L54 138L57 139ZM64 137H65V135H64ZM74 137H75V136H74ZM94 137H95V138H94ZM105 137H104V138H105ZM111 137H112V136H111ZM116 137H117V136H116ZM146 137H149V136H146ZM152 137H153V136H151L150 139H152ZM7 138H6V139H7ZM28 138H29V136H28ZM28 138H26V139H28ZM34 138H35V136H34ZM36 138H37V137H36ZM80 138H82L81 140H84L83 138H85V136H82V137H80ZM80 138H78V139H79L78 142L80 141V143H81ZM91 138H92V137H91ZM119 138H121V137H119ZM141 138H142V137H141ZM144 138H145V137H144ZM161 138H162V137H160V139H161ZM6 139H5V140H6ZM9 139H10V138H8V140H9ZM12 139H13V138H12ZM18 139H19V138H18ZM26 139L23 138L24 141H25ZM65 139H66V138H65ZM93 139H91V140H93ZM99 139H101V138H99ZM114 139H115V138H114ZM124 139H125V138H124ZM145 139L147 140V138H145ZM155 139H156V140H155ZM160 139H159V140H160ZM5 140H4V141H5ZM58 140L60 141V140H63V139L59 138ZM73 140L76 142V139H75V138L72 139V141H73ZM85 140H86V142H89L87 139H85ZM97 140H98V139H97ZM127 140H128V139H127ZM146 140H145V141H146ZM152 140H153V139H152ZM37 141H38V139H37ZM43 141H44V142L46 141V142H45L46 145H44L45 143H44ZM48 141H51V142H48ZM59 141H58V143H59ZM65 141H66V140L63 141L64 144H65ZM114 141H115V140H114ZM119 141H120V140H119ZM5 142H6V141H5ZM38 142H39V141H38ZM60 142H62V141H60ZM66 142L71 143L70 140H69V141L67 140ZM78 142H77V143H78ZM86 142L83 143V141H82L81 144L79 143L81 149H83V148H85V147L87 146V145H86V144H87ZM93 142H94L95 145H96V143H98V141H96V142L93 141ZM103 142L106 143L107 141L105 142V140H102L101 143H103ZM155 142H154V143H155ZM191 142H192V141H191ZM6 143H7V142H6ZM12 143H13V142H12ZM12 143H10V144L12 145ZM15 143H18V142H15ZM42 143H44V144H42ZM56 143H57V141H56ZM128 143H129V142H128ZM137 143H138V142H137ZM139 143H140V142H139ZM147 143H150V142L146 141V143H144V145H145V144H146V145H145V146L143 145V148H144V149H140V150L143 151L142 153H139L138 155H137V153H136L137 156L134 158V160L131 158L133 161L131 160L132 162H131L130 164H126V165H124V168L121 167V168L125 169V171H127L128 174H126L125 171H124L125 173H123V170H122V169H121L122 172L119 170L121 173L124 174V176H121L120 179H119V181H120V183H121L120 185L122 186V189H124L123 191L125 192V191H128V189H129L130 187L134 188L135 185L138 184L139 180H141L140 183L137 185V188H138V189H137L136 187H135L136 189L134 188V189H135V192L133 191L134 194H131V193H133V192H131V193L129 192V193L131 194V196H132V195H133L132 197H135V196H136L137 198H140V200H141V198H142L143 196H145V197L147 196V197H148V196H152V194H153V195L155 194V195H154L155 198H156L155 200H158L159 202H161L162 205H163V204L166 205L167 209H169V212H170V208L173 209V208H172L173 205H172V207H170V206L168 205L169 203H170V205H171L172 203H174V204L177 203V206H178L179 204H182V203L180 202V200H181L183 197H184V198H185V197H186V198H189V196H183V195H184L183 192H184L185 190L187 191V189H188L189 187H191V186H188V185H189L190 183L192 184V182H190V183L187 182V183H185V184L182 182V181H183V178H186L187 176H186V177H182L181 175H183V174H182V173H181V174L179 173V170L183 169L182 167H181V169H178V168H179V163H181L182 160H183V159H182L181 162H180L179 159H180L181 157H179V158L177 157L179 163H176V161H173V160H172V159H173V157H171L172 153H171L170 155H169V154L167 155V153L165 154V152H164V153H160V150H158L159 152H157V149L155 150V148L153 149V151L151 150L152 148H150V150L148 149V150L150 151V152H149V151L147 150V146H150V145H147ZM180 143H181V142H180ZM2 144H3L4 146L6 145V144L2 143V141H1L0 149H1V146H3ZM13 144H14V143H13ZM34 144H35V143H34ZM52 144H53V143H52ZM94 144H91V145L93 146ZM113 144H114V142H113ZM118 144H119V143H118ZM176 144H179V142H176ZM62 145H63V144H62ZM65 145H66L65 147L68 146L67 144H65ZM69 145H71V144H69ZM98 145H100V144H98ZM98 145H96V146L98 147ZM104 145H105V144H103V147H104ZM107 145H108V144H107ZM114 145H115V144H114ZM114 145H113V146H114ZM172 145H173V144H172ZM4 146H3V148H4L5 151L2 150L3 148H2L1 151H0V165H1L3 168H4L5 165L7 164V161H8V160L6 161V159H8V156H9V155H11V153H10V149H11V147H10V149L8 150V153H9V155H8L7 153H5L7 149H5ZM6 146H8V145H6ZM89 146H90V145H88V148L90 149ZM140 146H142V144L139 145V147H140ZM33 147H35V146H33ZM38 147H39V146H38ZM61 147H62V146H61ZM75 147H76V146H75ZM99 147H100V146H99ZM139 147H135V148H139ZM12 148H14V147L12 146ZM35 148H36V147H35ZM35 148H34V149H35ZM49 148H51V147H49ZM49 148H48V149H49ZM52 148H53V147H52ZM63 148H64V147H63ZM72 148H73V147H72ZM76 148H77V147H76ZM88 148H87V149H88ZM101 148H102V147H101ZM108 148H109V147H108ZM118 148H119V147H118ZM157 148H158V147H157ZM164 148H166V147H164ZM31 149H32V148H31ZM34 149H32V150H34ZM36 149H37V148H36ZM64 149H65V148H64ZM64 149H61V150H64ZM128 149H129V148H128ZM11 150H12V149H11ZM120 150H121V149H120ZM129 150H130V149H129ZM166 150L168 151V149H166ZM175 150H176V149H175ZM35 151H36V150H35ZM106 151H107V150H105V152H106ZM110 151H111V149H110ZM110 151H108V153H109ZM117 151H118V150H116V152H117ZM162 151H163V150H162ZM162 151H161V152H162ZM181 151L183 152L184 150L181 149ZM3 152H4L5 154H4ZM29 152H31V151H29ZM100 152H101V151H100ZM102 152H103V151H102ZM105 152H104V153H105ZM124 152H125V151H124ZM170 152H171V151H168V153H170ZM172 152H173V151H172ZM53 153H54V152H53ZM118 153H120V152H118ZM121 153H123V152L121 151ZM176 153L179 154L180 151H179V152H176ZM183 153H184V152H183ZM6 154H7V155H6ZM51 154H52V153H51ZM54 154H55V153H54ZM56 154H57V152H56ZM71 154H72V153H71ZM73 154H74V153H73ZM73 154H72V155H73ZM80 154H81V152H80ZM90 154H91V153H90ZM90 154H89V156H90ZM131 154H132V153H131ZM174 154H175V153H174ZM177 154H176V155H177ZM187 154H188V151H187ZM187 154L185 153L184 155H187ZM189 154H190V152H189ZM191 154H192V153H191ZM14 155H15V154L13 153L12 158H13ZM85 155H87V153H85ZM91 155H92V154H91ZM95 155H96V154H95ZM120 155H121V154H120ZM129 155H130V154H129ZM176 155H175V156H176ZM179 155H182V153L179 154ZM184 155H183V156H184ZM6 156H7V157H6ZM15 156H17V155H15ZM70 156H71V155H70ZM118 156H119V154H118ZM130 156H131V155H130ZM132 156H133V155H132ZM175 156H174V157H175ZM187 156H188V155H187ZM190 156H191V155H190ZM83 157H84V156H82V158H83ZM85 157H86V156H85ZM92 157H94V156H92ZM5 158H6V159H5ZM16 158H17V157H16ZM35 158H36V157H35ZM77 158H78V157H77ZM186 158H187V157H185V159H186ZM14 159H15V158H14ZM87 159H89V157L85 158V160H87ZM90 159H91V158H90ZM191 159H192V158H191ZM80 160H81V159H80ZM85 160H84V161H85ZM32 161H37V158H36V160H32ZM94 161H95V160H94ZM9 162H11V160H10ZM85 162H86V161H85ZM87 162H88V161H87ZM188 162H189V157H188V161H187V163H188ZM191 162H194V161L191 160ZM196 162H197V160H196ZM196 162H194V163H196ZM39 163H40V162H39ZM174 163H175V164H174ZM43 164H44V163H43ZM60 164H62V163H60ZM176 164H178V166H176ZM181 164H183V163H181ZM192 164H193V163H192ZM192 164H191V165H192ZM31 165H32V164H31ZM31 165H30V166H31ZM186 165H187V164H186ZM188 165H189L190 168H191V165H190L189 163H188ZM193 165H194V164H193ZM24 166H25V165H24ZM32 166H33V165H32ZM60 166H61V165H60ZM63 166H64V165H63ZM78 166H79V165H78ZM189 166H186V167H189ZM194 166H197V165H194ZM2 167H0V172H2V171H1ZM33 167H34V166H33ZM86 167H87V166H86ZM175 167H178V168H177V169H178L177 172H176L175 170H174V172H173V169H175ZM183 167L185 168V166H183ZM247 167H249V166H247ZM11 168H16V167H15V165H14V166L12 165ZM27 168H28V166H27ZM27 168H26V169H27ZM64 168H65V166H64ZM70 168H71V167H70ZM197 168H198V167H196V170H199V168H198V169H197ZM259 168H260V167H259ZM22 169L25 170V167L22 168ZM57 169H59V168L57 167ZM256 169H257V168H256ZM263 169H264V168H263ZM65 170L67 171L68 168H65ZM71 170H72V169H71ZM183 170H184V169H183ZM183 170H182V172H183ZM189 170H190V169H189ZM192 170H193V171H192ZM192 170H191V171H192V173H193L195 169H192ZM15 171H16V170H15ZM15 171H11V173H13L14 175L17 174L18 172L16 171V172H17V173H16ZM40 171H41V170H40ZM66 171H65V172H66ZM68 171H70V170H68ZM184 171L186 172L187 170H184ZM251 171H253V170H251ZM14 172H15V173H14ZM24 172H25V171H24ZM65 172H62L61 174H64ZM73 172H74V171H73ZM79 172H80V171H79ZM247 172H248V171H247ZM255 172H256V171H254V173H255ZM257 172H258V171H257ZM20 173H21V172H20ZM39 173H40V172H39ZM56 173H57V171H56ZM183 173H184V172H183ZM188 173L191 174L190 172H188ZM13 174H11V175H13ZM52 174H53V173H52ZM52 174H51V175H52ZM54 174H55V172H54ZM59 174H60V173H59ZM68 174H69V173H68ZM123 174H122V175H123ZM189 174H186V175H189ZM17 175H18V174H17ZM84 175H85V174H84ZM120 175H121V174H120ZM191 175H192V174H191ZM191 175H189V176H191ZM196 175H197V174H196ZM256 175H258V174H256ZM262 175H263V174H262ZM45 176H47V174H46ZM56 176H57V175H54V177H56ZM62 176H63V175H62ZM62 176H61V177H62ZM69 176H70V175H69ZM88 176H89V174H88ZM14 177L17 178L18 176L16 177V175H15V176H13V178H14ZM25 177H26V176H25ZM36 177H37V176H36ZM41 177H42V176H41ZM59 177H60V176H59ZM61 177H60V178H61ZM106 177H107V176H106ZM116 177H117V176H116ZM258 177H259V176H258ZM258 177H257V180H259ZM262 177H263V176H262ZM23 178H24V177H23ZM39 178H40V177H38L37 179H39ZM42 178H43V177H42ZM118 178H119V177H118ZM118 178H116V179L118 180ZM188 178H189V177H188ZM188 178H186V179H187V180H190V178H189V179H188ZM196 178H200V177L197 176ZM26 179H27V177H26ZM26 179H25V181H24L25 184H26L27 182L30 181L29 179H27L28 181L26 182ZM35 179H36V178H35ZM35 179L33 180L34 183L37 182V181H35ZM37 179H36V180H37ZM45 179H46V177H45ZM58 179H59V178H58ZM92 179H93V178H92ZM104 179H105V178H104ZM108 179H110L109 176H108ZM186 179H185V180H186ZM193 179H194V176H193ZM255 179H256V178H255ZM263 179H264V177H263ZM263 179H261V180H263ZM16 180H17V179H16ZM22 180H23V179H22ZM40 180H42V179H40ZM43 180H44V179H43ZM47 180H48V179H47ZM60 180H63V179L61 178ZM80 180H81V179H80ZM80 180H79V181H80ZM84 180H85V179H84ZM90 180H91V178H90ZM110 180L113 181L112 178H111ZM137 180H138V181H137ZM194 180H195V179H194ZM200 180H201V182H203L202 179H200ZM45 181H46V180H45ZM45 181H44V182H45ZM91 181H92V180H91ZM102 181H104V180H102ZM114 181H115V180H114ZM119 181H118V183H119ZM204 181H205V180H204ZM245 181H246V180H245ZM249 181H251V180H249ZM33 182H31V183H32V187H38V185H39V187H40V186H41L40 184L42 183V181H38L39 184H38V182H37L36 184H38V185H36V184L34 185ZM44 182H43V183H44ZM92 182H93V181H92ZM108 182H109V181H108ZM185 182H186V181H185ZM263 182H264V181H263ZM12 183H13V182H11V184H10V186H12V188H11L10 186H8V187H10V188H8V190H9V189H13V185H14V184H12ZM14 183L16 184V182H14ZM31 183L29 182V185H31ZM84 183H85V182H84ZM118 183H116V184H118ZM203 183H204V182H203ZM249 183H250V184H251V183H252V184L254 183V185H255V183H259V182H258V181H257V182H252V181H251V182H249ZM260 183H261V182H260ZM86 184H87V180H86ZM86 184H85V185H86ZM91 184H93V183L90 182V185H91ZM186 184H187V185H186ZM191 184H190V185H191ZM194 184H195V183H194ZM18 185H19V183H17L16 185H14V188H15L16 186L18 187ZM33 185H34V186H33ZM100 185H101V184H100ZM104 185H105V184H104ZM107 185H108V184H107ZM197 185L200 186V184H198V183H197ZM260 185H262V183H261ZM260 185H259V184H256L255 186L258 188V186H260ZM22 186H24V185H21V184H20V189H18V188L16 187L15 191H14V190H12V191H14V192H19V190H25V193H26V191H27V189H25L26 187H25V186L22 187ZM43 186H44V185H42L41 187H43ZM45 186H46V183H45ZM117 186H119V185H117ZM117 186H116V188H115L116 190H117ZM185 186H187V187L185 188ZM194 186H195V185L192 184V187H194ZM204 186H205V184H204ZM249 186L251 187V185H249ZM262 186H264V185H262ZM32 187L29 188V189H33ZM90 187H92V186H89L88 188H90ZM93 187H94V185H93ZM111 187H112V186H111ZM192 187H191V188H192ZM250 187H249V188H250ZM252 187H253V185H252ZM252 187L250 188V190L252 189ZM256 187H255V188L253 187L254 190L256 189V191H255L256 193H254V195L256 194V198H257L258 194H259V196H260V194H261L260 197L263 198L264 196H262V195H264V187L262 188V187L260 186V187L258 188V190H259L258 194H257V191H258V190H257ZM99 188H100V187H99ZM99 188H97L98 191H99ZM106 188H107V187L105 186V189H106ZM113 188H114V187H113ZM184 188H185V189H184ZM198 188H200V190H201V187H198ZM260 188H262V190H260ZM29 189H28V192H30ZM108 189H109V186H108ZM120 189H121V188H120ZM122 189H121V190H122ZM141 189H142V190H141ZM100 190H101V189H100ZM118 190H119V189H118ZM129 190L131 191V189H129ZM136 190H137V191H136ZM200 190L198 189V191H196V192H198L197 195H199V196L201 195L200 197H201V199H203V198H202V197H203V194H201ZM205 190H207V188H205ZM252 190H253V189H252ZM252 190H251V192H250L249 190H246V191H249L250 193H252V195L249 193V196H250V197H251V196H252V197L254 196V195H253L254 190H253V192H252ZM105 191H106V190H105ZM190 191H191V190H189V192H190ZM208 191H209V190H208ZM260 191H261V192H260ZM262 191H263V193H262ZM20 192H21V193H20V199H22V198H21V195H25V193H24L23 191H20ZM22 192H23L24 194H22ZM102 192H103V191H102ZM124 192H123V194H122L123 197H122V196H120V197H121V199H123V200H125V201H128V199H129L128 197H130V196H129V195L126 196V194H128V192H126L125 194H124ZM199 192H200V194H199ZM217 192H218V191H217ZM217 192H216V193H217ZM235 192H236V191H235ZM8 193H9V192H8ZM135 193H136V194H135ZM150 193H151V195H148V194H150ZM216 193H215V194H216ZM225 193H226V192H225ZM225 193H224V194H225ZM232 193H233V192H232ZM232 193L230 192L229 194H232ZM236 193H237V192H236ZM236 193H235V194H236ZM17 194H18V193H17ZM100 194H101V193H100ZM117 194H118V193H117ZM117 194H116V195H117ZM146 194H147V195H146ZM187 194H188V191H187ZM208 194H210V193H208ZM247 194H248V193H247ZM26 195H28V194L26 193ZM26 195H25V197L27 198ZM98 195H99V194H98ZM120 195H121V194H120ZM134 195H135V196H134ZM197 195H196V196H197ZM213 195H214V193H213ZM125 196H126V197H125ZM220 196L222 197L223 194L219 192V195H218V196L215 197V195H214L215 198L213 197L214 199H211V194H210V195H209V198H210L211 201H213V203H214V204H212V203L210 202V203L212 204V205L210 204V206H213V205H215V203H216V204L218 203V204H217V207L221 205V208H220V209L218 208L217 210L220 212V210L222 209L223 211H225V212H224L225 215H216V214H214V212L216 213V210L214 211V210H213L212 208H210L209 206H207V207H206L205 205L202 206V207H204V211H205V209H206V210L209 209V211H205V212H207V213L210 212V213L207 214V216L210 215L211 217L209 216L210 218L207 219V222H205V223L202 222V223L204 224V225L202 224L203 227H202V226L199 227V229H203V228H204L205 231H204V230H200V234H199V232H198V233L194 232V233L196 234V235H195V238L198 239V238H199L198 235H199V236H202V235H203L204 238H203V236H202L203 239H200L201 237H200L198 240L191 239L192 242H193V240H195L196 242H199V243H197V245H199V248H201L202 245H203L202 248H203L204 246H205L206 248H207V247L209 248V247H212L214 243H215L214 246H215V245H218V246H219L218 243H221V244H223L224 246L230 244V246L232 247V249L235 251L234 254H231L233 257H232L231 255H229L230 253L228 254V253H224L223 251H220L221 254H222V256L225 254L226 257H225V256H224L225 258L220 257L221 254H220V252H219V253H217L218 255H214V257L216 258V256H217L218 259L216 258V259H215L216 261H214L213 263H212V261H211V262H209V263L215 264V263H218V262H219V258H221V259H222V258H223V259H226L227 257H228V261H229V258L231 257L230 259H231V263H232V264H245L244 262H247V261H245V260H248V261L250 260L251 263H249V262H250V261H249V262H248L249 264H256V261L258 262V260H255L256 258L254 259V257H255V256L257 257V253H256V251H257L258 249H257V248H255V249H254V248L251 249V248H252L251 246H255V245H256V244H255V243H256V240H255V239H251L252 237L249 238V237H250L249 233H247V232L245 231V229H247L248 224L251 223V222H250L251 217H249V216H251V214H248V213H245V212H244V211L246 210V207L243 206L242 201H241V204H242L241 207H244L245 210L242 208V209H241L242 211H240V208H241V207H240V208L238 207V205H240L239 202H238L239 204L234 203V204H237V205H234V204H233V202H235V201H233V202L230 203L231 200H234V199H232V198H234L233 196L230 197L231 199L229 198V195H228V194L226 195V198H225V195L223 196V198H220ZM235 196H237V194H236ZM239 196H240V195H239ZM259 196H258V197H259ZM22 197H23V199L25 198L24 196H22ZM118 197H119V195H118ZM118 197H117V198H118ZM120 197H119V199H120ZM124 197H125L127 200H126ZM145 197H144V199H145ZM147 197H146V198H147ZM227 197H228V198H227ZM39 198H40V197H39ZM41 198H43V197H41ZM45 198H46V196L44 197V199H45ZM60 198H61V197H60ZM96 198H97V197H96ZM96 198H95V199H96ZM109 198H110V197H109ZM137 198H135V200H138ZM148 198H150V197H148ZM184 198H183V199H184ZM239 198H240V197H239ZM262 198H258V199H259V202L262 201V200H260V199H262ZM29 199H30V198H29ZM37 199H38V197H37ZM99 199H100V197H99ZM113 199H114V198H113ZM144 199H142V200H144ZM228 199H229L230 201H229ZM235 199H236V198H235ZM258 199H256V200H258ZM26 200H28V198H27ZM42 200H43V199H42ZM60 200H61V199H60ZM63 200H64V199H63ZM110 200H111V198H110ZM110 200H109V202H110ZM140 200H138V201L140 202ZM151 200H153V199H150V201H151ZM226 200H227V201H226ZM21 201H22V200H20L19 203H20ZM24 201H25V200H24ZM24 201H22V203H24ZM50 201H53V200H50ZM65 201H66V200H65ZM96 201H97V200H96ZM113 201H114V200H113ZM120 201H121V200H120ZM120 201H119V202L117 201V202H118L119 204H122V202L120 203ZM138 201H137V202H138ZM150 201L148 200L149 203H150ZM200 201H201V200H200ZM200 201H199V202H200ZM202 201L204 202V200H202ZM228 201H229V202H228ZM236 201H240V200H236ZM31 202H32V201H31ZM39 202H40V201H39ZM44 202H46V200H45V201H42V203H44ZM99 202H100V200H99ZM102 202H103V201H102ZM102 202H100V203H101L100 205L103 204ZM133 202H134V201H133ZM137 202H136V203H137ZM155 202H156V201H155ZM179 202H180V203H179ZM199 202H198V203L196 202V204L198 205ZM203 202H200V203H203ZM263 202H264V201H263ZM14 203H15V202H13V204H14ZM22 203H21V204H22ZM42 203H41V204H42ZM125 203H126V202H125ZM143 203H144V202H143ZM248 203H250V202L248 201ZM13 204H12V205H13ZM21 204H20L19 206H21ZM47 204H48V203H47ZM67 204H68V203H66V205H67ZM98 204H99V203H98ZM129 204H131V202H129ZM129 204H128V205H129ZM134 204H135V203H132L131 205H134ZM147 204H148V203H147ZM147 204H146V202H145V206H144V204H143L144 208L146 207ZM229 204H231V205L233 204V205H232L233 207H230V208H229V206H231V205H229ZM258 204H259V203H258ZM27 205H28V203H27ZM42 205H43V204H42ZM44 205H45V204H44ZM44 205H43V206H44ZM60 205H61V204H60ZM164 205H163V206H164ZM185 205H186V204H185ZM259 205H262V202H261ZM259 205H256V206H258V209H256V208L254 207L255 205L252 204L253 207L250 209V211L253 210V211H252V214H253V212H255L254 209H255V210H259ZM16 206H17V205H16ZM22 206H23V204H22ZM48 206H49V205H48ZM58 206H59V205H58ZM125 206L127 207V205H125ZM134 206H135V205H134ZM137 206H138V203H137ZM139 206H141V205H139ZM139 206H138V207H139ZM147 206H148V205H147ZM177 206H176V208H177ZM180 206L183 207L184 204H183V205H180ZM180 206H178V207H180ZM186 206H187V205H186ZM215 206H216V205H215ZM246 206H247V205H246ZM17 207H18V206H17ZM126 207H125V208H126ZM169 207H170V208H169ZM202 207H201V208H202ZM208 207H209V208H208ZM224 207H226V208H224ZM263 207H264V206H263ZM18 208H19V207H18ZM64 208H67V207H64ZM128 208H129V207H128ZM128 208H127V210H128ZM131 208H132V207H131ZM146 208H147V207H146ZM148 208H149V207H148ZM187 208H188V206L185 207V209H187ZM196 208H197V207H196ZM223 208H224V209H223ZM247 208H248V207H247ZM261 208H262V207H261ZM14 209H15V208H14ZM19 209H20V208H19ZM22 209H23V207H22ZM44 209H45V208H44ZM167 209H166V210H167ZM178 209H181V208H178ZM190 209H191V208H190ZM197 209H198V208H197ZM210 209L213 210V211H210ZM20 210H21V209H20ZM65 210H66V209H65ZM134 210H135V209H134ZM137 210H138V208H137ZM137 210H136V211H137ZM139 210H140V208H139ZM181 210H182V209H181ZM227 210H228V211H227ZM23 211H24V210H23ZM151 211H152V210H151ZM172 211H173V210H172ZM223 211H221L222 213H221V212H220V213L223 214ZM246 211H247V210H246ZM248 211H249V210H248ZM250 211H249V213H250ZM122 212H123V211H122ZM128 212H129V211H128ZM145 212H148V214L150 215L149 210H148V211H145ZM212 212H213V214H212ZM230 212H231V214H230ZM242 212H243L244 214H243ZM0 213H1V212H0ZM112 213H113V212H112ZM139 213H140V212H139ZM151 213H152V212H151ZM172 213H174V211H173ZM115 214L117 215V214H119V213H114L113 215H115ZM142 214H143V213H142ZM142 214L140 215V216H141V217H140V216H138L137 214L134 213V215H137V216L139 217L138 219H140V218L143 219ZM204 214H205V213H204ZM226 214H227V215H226ZM247 214H248V215H247ZM111 215H112V214H111ZM116 215H115V217H116ZM146 215H147V213H146ZM153 215L155 216L156 214L153 213ZM144 216H145V215H144ZM151 216H152V215H151ZM159 216H160V218H159ZM159 216L156 215V217L159 218V219L161 220L162 217H161V215H159ZM199 216H200V215H199ZM199 216L197 217V221H198V219H199ZM207 216H206V214H205L204 217H207ZM227 216H228V217H227ZM63 217H64V216H63ZM145 217H148V218H149V216H145ZM125 218H126V217H125ZM133 218H134V217H133ZM151 218L154 219L153 216H152ZM157 218H156V219H157ZM201 218H202V216H201ZM255 218H256V217H255ZM122 219H123V218H122ZM142 219H140V220L142 221ZM153 219H152V221H153ZM156 219H155V220H156ZM261 219H262V218H260V220H259V219L257 218V220L261 221L260 224L264 226V224H263V223H264V219H263V220H261ZM0 220H1V219H0ZM64 220H65V219H64ZM125 220L128 221L127 218H126ZM143 220L146 222L145 219H143ZM160 220H158V219L156 220V221H158V223L156 224V222H155V223H154V224H156L155 226H157V225H159V224H161V226H162V224L165 223V219H164V222H162V220H161V221H160ZM121 221H122V220H121ZM147 221H148V220H147ZM203 221H206V219L203 220ZM150 222H151V221H150ZM160 222H161V223H160ZM123 223H124V222H123ZM146 223H147V222H146ZM146 223H144V224H146ZM151 223H152V222H151ZM151 223H150V226H151ZM195 223H198V222H195ZM199 223H201V222L199 221ZM199 223H198V225H199ZM142 224H143V223H142ZM144 224H143V225H144ZM148 224H149V223H147V225H148ZM251 224H252V223H251ZM251 224H249L250 227L253 226V225H251ZM147 225H144V226H147ZM90 226H91V225H90ZM111 226H112V225H111ZM111 226H110V227H111ZM166 226H167V223H165V226L163 225L162 227H163V228H166ZM199 226H200V225H199ZM0 227H1V223H0ZM83 227H84V226H83ZM128 227H129V226H128ZM162 227H161V228H162ZM205 227H206V229H205ZM256 227H257V226H255V230H256ZM86 228H88V227H86ZM148 228H149V227H148ZM154 228H155V227H154ZM157 228H158V227H157ZM163 228H162V229H163ZM209 228H210L211 232L208 231ZM252 228H253V227H252ZM252 228H249L251 232L254 231V230H252ZM162 229L159 228V230H158V229H157V230L160 231V232H158V233H156V232L153 233V234H158L155 238L159 237V238L156 239V241H155L154 239H152L153 241H155L154 243L149 239L151 243L146 242L147 244L143 243V245H141V244L138 242V243H137V246H136L135 243L133 244V246L135 245V247H136V248H135V251L138 252V255L140 254L139 256H138V255H135L136 258H134V259H135L137 262H140V263H141V261H142L141 264H143V262H144V264H147V263H148V264H158V262H159V263H160V262L162 263V261H163L162 264H164V261H167L168 259H169V260H171V259L173 260V257H172L170 254H168L167 257L165 258V256H166L165 253H167V252H166V249L168 248V246L166 247V246H165L166 244H164V241H166V240H164V237H163V242H160V243H163L165 247L163 248V244L158 243L159 241H162V238H161V237L163 236L162 233H161V231H163ZM199 229H198V231H199ZM103 230H104V229H103ZM109 230H111V229H109ZM114 230H115V229H114ZM157 230H156V231H157ZM195 230H197V228H196ZM247 230H248V229H247ZM89 231H91V230H89ZM93 231H94V229H93ZM164 231H165V229H164ZM201 231H202V232H203V231H204V232H209L210 234H209V235H208V234H202ZM83 232H84V231H83ZM109 232H110V231H109ZM109 232H108V233H109ZM140 232L142 233V231H140ZM245 232H246V234H245ZM251 232H250V234H251V236H252L253 233H251ZM85 233H86V232H85ZM114 233H115V232H114ZM159 233H161V234H159ZM79 234H80V233H79ZM83 234H84V233H83ZM197 234H198V235H197ZM80 235H81V234H80ZM87 235H88V234H87ZM112 235H113V234H112ZM161 235H162V236H161ZM211 235H212V236H211ZM242 235H244V237H243ZM247 235H248V236H247ZM74 236H75V235H74ZM84 236H85V235H84ZM116 236H117V234H116ZM141 236H143V235H141ZM148 236H149V235H148ZM208 236H209V238H208ZM241 236H242V237H241ZM246 236H247L248 238H246ZM0 237H1V235H0ZM12 237H13V236H12ZM81 237H82V236H81ZM85 237H86V236H85ZM113 237H115V235H114ZM122 237H123V236H122ZM205 237H206V238H205ZM7 238H9V237H6V238H5V237H3V238L1 237V242L3 241V239L5 240V239H7ZM75 238H77V237H75ZM82 238H83V237H82ZM82 238H81V239H82ZM117 238H118V236H117ZM141 238H142V237H141ZM148 238H149V237H148ZM160 238H161V240H160ZM207 238H208V239H207ZM242 238H243V239H242ZM253 238H254V236H253ZM12 239H13V238H12ZM119 239H120V238H119ZM129 239H130V238H129ZM129 239H127V240H129ZM158 239H159V241H158ZM185 239L187 240V239H190V238L188 237V238H185ZM248 239H249V240H248ZM65 240H66V239H65ZM86 240H87V239H86ZM115 240H116V239H115ZM202 240H203L204 243L201 242ZM244 240H245V241H244ZM254 240H255V241H254ZM21 241H22V240H21ZM44 241H45V240H44ZM77 241H78V240H77ZM82 241H84V239H83ZM93 241H94V240H92V242H93ZM109 241H110V240H109ZM113 241H114V240H113ZM118 241H119V240H118ZM124 241H125V240H124ZM129 241H130V240H129ZM142 241H144V240H142ZM145 241H147V240L145 239ZM187 241H188V240H187ZM249 241H250V242L253 241L254 244L252 243L253 245H251V244L249 243ZM68 242H69V241H68ZM74 242H75V241H74ZM104 242H105V241H104ZM111 242H112V241H111ZM189 242H191V241H189ZM200 242H201V244H200ZM245 242H247V243L249 244L250 247H249V246H247V247L244 246ZM3 243H5V242L3 241ZM6 243H7V242H6ZM20 243H21V242H20ZM23 243H24V242H23ZM25 243H27V242H25ZM47 243H48V241H47ZM81 243H82V242H81ZM81 243H80V244H81ZM86 243H87V241H86ZM113 243H114V242H113ZM216 243H217V244H216ZM51 244H52V243H51ZM54 244H55V243H54ZM83 244H84V243H83ZM92 244H93V243H92ZM181 244H182V243H181ZM181 244L178 245V246H181ZM183 244H184V242H183ZM183 244H182V245H183ZM185 244H186V243H185ZM187 244H188V243H187ZM187 244H186V245H187ZM195 244H196V243H195ZM235 244H236V245H235ZM248 244H247V245H248ZM76 245H78V244H76ZM86 245H87V244H86ZM112 245H113V244H112ZM186 245H184V246H186ZM197 245H196V246H197ZM58 246H59V245H58ZM68 246H70V245H68ZM78 246H79V245H78ZM80 246H81V245H80ZM84 246H85V244H84ZM98 246H99V245H98ZM114 246H115V244H114ZM133 246H132V251H133ZM173 246H174V245H173ZM184 246H183V247H184ZM196 246H195V247H196ZM257 246H259V245H257ZM31 247H33V246H31ZM46 247H47V246H46ZM55 247H56V246H55ZM86 247H87V246H86ZM111 247H112V246H111ZM245 247H246V248H245ZM51 248H52V247H51ZM51 248H49V249H51ZM58 248H59V247H58ZM68 248H69V247H68ZM68 248H67L66 250H69ZM95 248H96V247H95ZM117 248H119V246H118ZM165 248H166V249H165ZM169 248H170V247H169ZM184 248H185V247H184ZM186 248H188V247H186ZM213 248H215V247H212V249H213ZM216 248H217V246H216ZM218 248H219V247H218ZM247 248H250V249H248V251L250 250V252H249L250 254H251V252H254V253H256V255L252 253V254L250 255L251 257H247V256L245 255V251L247 252ZM35 249H37V248L35 247ZM44 249H45V248H44ZM55 249H57V247H56ZM80 249H81V248H80ZM105 249H106V247H105ZM110 249H111V248H110ZM164 249H165V250H164ZM171 249H172V247H171ZM171 249H169V250H171ZM180 249H181V248H180ZM195 249H196V248H193V250H195ZM197 249H198V247H197ZM256 249H257V250H256ZM30 250H32V249H30ZM63 250H64V248H63ZM88 250H89V249H88ZM167 250H168V249H167ZM174 250H175V249H172V251H170V252L172 253V252H174ZM200 250H201V249H198V251H200ZM254 250H256V251H254ZM3 251H5V249H4ZM28 251H29V250H28ZM37 251H38V249L36 250V252H37ZM57 251H58V250H55L56 253H57ZM100 251H101V250H100ZM100 251H99V252H100ZM109 251H110V250H109ZM180 251L183 252L182 250H179V252H180ZM185 251H188V250H185ZM243 251H244V252H243ZM6 252H8V251H6ZM51 252H52V251H51ZM67 252H68V251H67ZM67 252L65 251V253H67ZM120 252H121V251H120ZM175 252H176V250H175ZM189 252H192V249H191V248H190V251H189ZM202 252H203V251H202ZM222 252H223V253H222ZM258 252H259V251H258ZM0 253L2 254V252H0ZM4 253H5V252H4ZM87 253H88V251H87ZM105 253H106V252H105ZM183 253H184V252H183ZM243 253H244V254H243ZM247 253H248V252H247ZM7 254H9V252H8ZM34 254H35V252H34ZM37 254H38V253H37ZM51 254H52V253H51ZM53 254H54V253H53ZM60 254H62V253H60ZM63 254H64V253H63ZM80 254H81V253H80ZM90 254H92V252H90ZM119 254H120V253H119ZM128 254H129V253H128ZM131 254H133V253H131ZM163 254H164L165 256H163ZM181 254H182V253H181ZM187 254H188V253H187ZM189 254H190V253H189ZM193 254L196 255L195 253H192L191 256H192ZM215 254H216V253H215ZM226 254H228L230 257H229L228 255H226ZM3 255H5V254H3ZM3 255H1V256H3ZM58 255H59V254H58ZM66 255L68 256V254H66ZM88 255H89V254H88ZM101 255H102V254H101ZM169 255H170V256H169ZM253 255H254V256H253ZM32 256H34V255H32ZM90 256H91V255H90ZM92 256H93V254H92ZM125 256H126V255H125ZM244 256H246L247 258L244 257ZM65 257H66V256H65ZM69 257H70V256H69ZM81 257H82V256H81ZM84 257H87V259L85 258L86 261H87L88 259H90V257L87 256L86 254L84 255ZM84 257H83V258H84ZM104 257H105V256H104ZM121 257H123V256H121ZM133 257H134V256H133ZM196 257H197V255H196ZM252 257H253V258H252ZM72 258H73V257H72ZM91 258H93V257H91ZM105 258H106V257H105ZM138 258H139V259H138ZM192 258H195V256H194V257L192 256ZM243 258L245 259L244 262H243V260H242ZM248 258H250V259H248ZM251 258H252V260H251ZM54 259H55V258H54ZM70 259H71V257H70ZM124 259H125V257H124ZM124 259H123V260H124ZM257 259H258V258H257ZM92 260H93V259H92ZM104 260H105V259H104ZM175 260H177V259L175 258ZM239 260H240V261H239ZM38 261H39V260H38ZM62 261H64V260H62ZM93 261H94V260H93ZM125 261H126V260H125ZM136 261H134V262H136ZM193 261H194V260H193ZM222 261H224V260H222ZM226 261H227V259H226ZM232 261H233V262H232ZM241 261H242V262H241ZM47 262H48V261H47ZM64 262H66V261H64ZM97 262H98V261H97ZM118 262H119V261H118ZM126 262H127V261H126ZM137 262L134 263V264H137ZM183 262H184V261H183ZM200 262H202V260H201ZM252 262H254V263H252ZM67 263H68V262H67ZM90 263H91V262H90ZM95 263H96V262H95ZM121 263H123V262L121 261ZM128 263H129V262H128ZM140 263H139V264H140ZM161 263H160V264H161ZM177 263H178V262H177ZM177 263H175V264H177ZM186 263H187V262H186ZM223 263H224V262H221V263H219V264H223ZM228 263L231 264L230 262H227V264H228ZM71 264H72V263H71ZM75 264H76V263H75ZM93 264H94V263H93ZM123 264H124V263H123ZM125 264H126V263H125ZM129 264H130V263H129ZM132 264H133V263H132ZM165 264H167V263H165ZM178 264H181V263L179 262ZM195 264H198V263H195ZM203 264H204V263H203Z\"/></svg>",
  "mask_w": 264,
  "mask_h": 264
}]
</instances>
